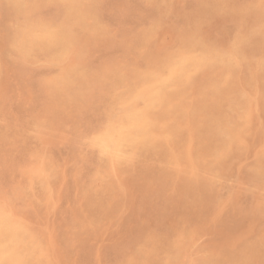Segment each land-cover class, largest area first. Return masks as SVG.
<instances>
[{"label":"rangeland","instance_id":"obj_1","mask_svg":"<svg viewBox=\"0 0 264 264\" xmlns=\"http://www.w3.org/2000/svg\"><path fill=\"white\" fill-rule=\"evenodd\" d=\"M9 1L11 4L9 3ZM55 1L56 0H43V1L42 0H35V1L24 0V2H23V0H21V1L20 0H0V13H1L0 14L1 15L0 16V41H1L0 42V59H2V60H0V61H2V62H0V71H2V73L4 74L2 76V73L0 72V88L1 89L6 88L3 91L1 90L2 93L0 91V95H1L0 103H2V102L4 103V104H0V136H1V138H0V143H1L0 144V156H1L0 157V178H1L0 179L1 180L0 181V200H1L0 206H2L5 210H7V212L9 214H11L12 217L16 221L18 220L17 223L21 222V223H19V228H20L19 232L22 235V237L24 238V240L26 241V244L28 245L26 247V249L24 250V252L21 255H19V257L16 260L14 259L12 261H3L1 264H56V263L57 264L58 263L59 264H79V263H81V264H96L97 261H98L97 264H122V263L129 264V262H130V264L132 262H133L132 264H145V263H148V264H154V263L155 264H165V263L166 264H168V263L169 264H177V262H179L178 264H190L191 260H192L191 264H214V263L217 264V261H219L218 264H224V262H225V264H227V263L228 264H232V263L233 264H264V240H263L264 239V211H263L264 206L262 207V205H264V203H263L264 202V185H263V183H264V175H263L264 174V166H263L264 165V163H263L264 162V84H263L264 83V78H263L264 77V62H263L264 61L263 60L264 59V53H263L264 52V41L262 42V40H264V35H263L264 34V25H263L264 24V15H263L264 0H255V1L254 0H251V1L250 0H242V1L240 0L241 2L239 0H214V1L213 0H206V1L204 0L205 2L203 0H183V2H182V0H177V2H176V0H158V1L157 0L156 1L155 0H84V2L82 0H74V1L72 0L73 2L71 0L69 2H68V0H59V1L57 0L58 2L57 1L55 2ZM224 1L225 2L227 1V2L225 3ZM235 1H237V2H235ZM244 1H246V2H244ZM25 2H27V4L24 5ZM17 3H18L19 8L17 7ZM31 3H32V5H31ZM42 3L44 6L42 5ZM180 4H182V5H180ZM226 4H228V5H226ZM261 4H263V6ZM219 5H220V7H219ZM14 7H16V8H14ZM27 7H28V9H27ZM176 7L180 8L181 10L176 8ZM206 7H208V8H206ZM240 7H241V9H240ZM21 8H24V9H21ZM160 8H162V9H160ZM163 8H165V9H163ZM225 8H227V11H229L228 9H230V11H229L230 13L228 12L229 14L225 10ZM232 8H234V9H232ZM237 8L239 10L236 11ZM247 8H248V10H247ZM200 9H202V10H200ZM24 10L26 11V13ZM67 10H69V11L67 12ZM88 10H89V12H88ZM218 11L220 12V15H219ZM234 11H236V12H234ZM79 12H80V14H79ZM161 12H162V14H161ZM214 12H216V14H214ZM241 12H243V13H241ZM65 13H66V15H65ZM163 13H164V15H163ZM234 13H235V15H234ZM37 14H39V16ZM43 14H46V16ZM68 14H69V16H68ZM72 14H73V16H71ZM74 14L77 16H75ZM81 14H82V16H80ZM200 15H204V16L200 17ZM34 16L36 17L35 22H33L35 19ZM93 16L95 18L96 17L97 18L95 19ZM158 16H160V17H158ZM170 16H171V18H166V17H170ZM190 16H193L194 18H191ZM69 17H71V18H69ZM76 17H78V18H76ZM180 17L182 19H180ZM210 17H211V19H210ZM24 18H25V20L27 19L26 22H25ZM29 18H30V20H28ZM203 18H205V19H203ZM206 18H208V19H206ZM232 18H233V20H232ZM239 18L240 19L243 18V19L240 20ZM170 19H172V20L170 21ZM197 19H198V21H197ZM18 20H19V24H17ZM53 20H54V22H53ZM63 20H65V21H63ZM251 20H253V21H251ZM41 21H43L42 25H41ZM49 21H51V22L49 23ZM204 21H206L207 24ZM240 21H242L243 23ZM37 22L38 23L40 22L39 24L41 25V26H38V28H41V27L45 28L46 25H48L49 28L52 30V32L54 33L53 34L54 35L53 41L55 39L57 40V41L51 42L53 45L51 44V45L45 46L39 42L38 43L35 42L32 38L29 37V32H27V31L31 30L32 27H34V26L37 27L36 25H39ZM84 22H85V24H84ZM90 22L91 23L94 22L93 24H89L92 28L89 25H87ZM191 22H192V24H191ZM2 23H3V25H2ZM14 24L17 26H15ZM22 24H23V26H22ZM61 24H64V25L62 26ZM198 24H199V26H198ZM24 25L27 27H28V25H30L29 26L30 28L28 27L29 30ZM96 25H99V26H96ZM206 25L208 26V28H206L207 27ZM214 25L216 26V28ZM67 27H68V29L70 28L71 30L69 29V31H67L68 30ZM96 27H97V30L95 29ZM186 27H187V29H185ZM198 27H199V29H198ZM253 27H254V29H253ZM83 28H86V29H83ZM58 29H61V30H58ZM162 29H164V30H162ZM183 29L186 31H183ZM205 29H207L208 32ZM237 29H238V31L236 32ZM19 30H23L25 33L23 31H20V33H16L17 31L19 32ZM54 30L57 33L54 32ZM99 30H101L100 33H99ZM11 31H12V33H11ZM147 31L150 34L146 33ZM149 31H151V32H149ZM211 31H212V33H211ZM190 32L192 33V35ZM200 32H202V33H200ZM203 32L206 34H204ZM234 32H235V34H234ZM252 32H253V34H251ZM13 33L15 34V36L13 35ZM181 33H184V34H181ZM187 33L190 35H187ZM213 33H215L214 34L215 36L213 35ZM17 34L18 35L21 34L20 36L23 38H15ZM23 34L26 35L27 37L24 36ZM81 34L82 35L84 34L83 35L84 37H82ZM94 34H96V35H94ZM227 34H228V36H227ZM260 34H262L263 36H261ZM67 36H68V38H66L65 44H68V47L65 44L63 46H60L61 44H60V42H58L59 39H64ZM95 36H97V37H95ZM168 36H169V38H168ZM86 37H88V38H86ZM206 37L208 40L210 39L209 40L210 42L205 41V40H207ZM227 37H228V39H227ZM257 37L258 38L261 37V38L258 39ZM187 38H188V40H187ZM200 38H202L203 40L205 39V40L203 41ZM253 38H254V40H253ZM9 39H10V42H9ZM22 39L24 41H26V42H24L25 44L23 43ZM73 39H75V40H73ZM89 39H92V40H89ZM93 39H95L96 41ZM215 39H216V41H215ZM234 39L237 41H234ZM12 40L13 41L16 40V41L13 42ZM196 40L198 41V43ZM231 40H232V44L229 43V42H231ZM6 41H7V43H6ZM18 41H20V42H18ZM17 42H18V44H17ZM31 43L35 44V45L33 44L34 47H32ZM76 43H77V45H76ZM239 43H240V45H237ZM9 44L10 45L12 44V45L10 46ZM57 44H60V45H57ZM183 44L187 47H185ZM219 44L221 46H219ZM18 45H20L21 47L20 46L18 47ZM204 45H206V46H204ZM253 45H255V46H253ZM256 45H258V46H256ZM70 46H72V47H70ZM83 46H84V48H83ZM183 46H184V49H183ZM214 46H215V48L216 47L217 48L215 49ZM30 47H32V50ZM181 47H182V49H181ZM205 47H207V48H205ZM221 47H223V48H221ZM231 48H232V50H230ZM253 48H254V51H251V50H253ZM262 48H263V50H262ZM19 49H20V51H19ZM59 49H61V50H59ZM67 49L69 52L67 51ZM79 49H81V50H79ZM175 49L178 50L179 52L173 51ZM210 49H212V50H210ZM241 49H242V51H241ZM184 50H185V53H184ZM193 50L195 52H198V53L197 54L193 53L194 52ZM31 51H33L34 53ZM207 51H209V53ZM211 51H213V52H211ZM71 52L73 55L72 54L70 55ZM177 52H178V54H177ZM251 52H252V54H251ZM255 52H257V53H255ZM47 53L48 54L51 53L52 56L48 55ZM182 53H184V54L182 55ZM187 53L189 55H187ZM200 53H202V54H200ZM34 54H36V55H34ZM43 54H45L46 56ZM57 54H58V56H60V58L57 56ZM154 54H156L157 57H155ZM226 54H228V55H226ZM67 55H68L67 61H65L66 59H64V58H66ZM140 55H142V56H140ZM177 55H180V57ZM192 55L197 57L198 59L201 57V60H198L197 62H193L191 60H188L186 62L187 64L185 63L186 66H184L185 67L184 69H186V70L183 69L182 73L177 74L178 76L172 78L170 80V82H164L163 84L159 85L160 88H158V89H160V90L158 91V95H156L155 98L149 104L146 103L145 101H142L140 98L137 99L136 94L140 88L143 89L145 87L151 86L152 84L153 85L157 84L159 75L161 73H162V75H160V76L163 78H166V76H167V65L169 63H171L175 60H178L182 56H192ZM208 55L211 58H209ZM230 55L232 58L229 57ZM35 56H37V57H35ZM203 56L206 59L205 58L203 59ZM222 57H223V59H222ZM35 58H37L38 62ZM143 58H144V60H143ZM145 58H146V60H145ZM147 58H149V61L151 60L150 61L151 63L148 61ZM153 59L154 60L156 59V61H154ZM216 59H218V61ZM26 60L29 63H27V62L25 63ZM210 60L211 61L213 60V61L211 62ZM237 60H239V62ZM30 61L31 62L33 61V62L31 63ZM52 61H54V62L56 61L57 63H54ZM59 61H60V64H59ZM136 61H137V64H136ZM208 61H210V62H208ZM219 61H220V64L217 63L216 65L214 64V66L211 65V64H213L215 62H219ZM3 62H5V64H3ZM63 62L64 63L66 62L65 66H64ZM204 62L205 63L208 62V64H205ZM233 62H235V63H233ZM110 63H111V65H109ZM221 63H222V65H221ZM223 63H224V65H223ZM236 63L240 64V65L238 66ZM244 63L246 66L244 65ZM115 64H117V66ZM129 64H130L131 68L129 67ZM152 64L156 67V69H154L155 67L152 68V69H154L155 72L152 71L150 68V67H153ZM156 64H158V65H156ZM99 65H101V66H99ZM118 65H119V67H118ZM208 65H210V66H208ZM68 66H70V67H68ZM97 66H98V68L100 67L99 70H98ZM133 66H135V67H133ZM187 66H188V68H187ZM190 66H192V67H190ZM195 66L197 68H195ZM198 66H200V67H198ZM121 67L123 70L121 69ZM144 67H145V69H143ZM202 67H204V68L202 69ZM209 67H211V68L213 67V69H211V68L209 69ZM1 68H3L4 70L6 69V70L3 71ZM59 68H61V69H59ZM132 68L133 69L135 68L136 70L134 69V71H133ZM138 68H141V69H138ZM199 68L202 70L197 71V70H199ZM146 69H148V70L146 71ZM61 70L63 72L65 71V72L63 73ZM78 70H79V73L81 75L77 72ZM89 70H90V72L92 71V73H90ZM93 70L94 71L96 70L97 72L96 71L94 72ZM104 70H105V72H104ZM139 70H140V72H139ZM142 70L144 73H142ZM222 70H224V72ZM132 71H133V73H132ZM66 72H68V73H66ZM75 72H77L78 77H77ZM93 72H94V74H93ZM220 72H223V73L220 74ZM52 73L54 75H52ZM73 73H74V75H73ZM99 73H100V75H99ZM149 73H150V75H149ZM163 73H165V74L163 75ZM113 74L116 76H114ZM122 74H123V76H122ZM152 74L154 76H152ZM207 74L209 76L206 77L205 75H207ZM119 75H121V76H119ZM137 75H139V76H137ZM221 75H222V77H221ZM45 76L47 78H45ZM107 76H109V77H107ZM185 76H187V77H185ZM189 76L190 77L192 76V77L188 78ZM204 76L206 78L205 80H207L209 78H212L213 80L209 79V81L207 80V82L203 81ZM2 77L4 79H1ZM57 77H58V79H57ZM79 77H81L82 80ZM94 77L97 79H95ZM112 77H114L115 79H113ZM61 78L63 81L61 80ZM153 78H155L154 81H153ZM262 78H263V80H261ZM49 79H51V80H49ZM59 79H60V81H59ZM85 79H87V80H85ZM39 80H41V84H39L40 83ZM93 80H96V81H93ZM105 80H106V83L108 82L109 84L108 83L106 84ZM144 80H146V81H144ZM180 80H181V82H180ZM42 81H43V84H42ZM50 81H51V83H50ZM78 81L80 84L78 83ZM81 81H82V83H81ZM246 81L250 82L251 84L248 83V85H247ZM1 82H3V83H1ZM129 82H131V84ZM204 82H206V83H204ZM216 82L219 84L218 86H217ZM229 82L233 83L234 85L233 84L230 85ZM244 82L246 83V85ZM102 83H104V84H102ZM127 83H129V84H127ZM177 83L179 86H177ZM199 83H200V86H199ZM210 83L212 86L210 85ZM53 84H55V85H53ZM94 84H95V86H94ZM113 84H114V86H113ZM236 84H237V86H236ZM4 85H7V86L4 87ZM42 85H45L44 88L42 87ZM97 86H99L100 89ZM228 86H229V88H228ZM235 86H236V89H235ZM250 86H251V88H250ZM53 87H55V88H53ZM60 87L62 88V90H60ZM75 87H77V88H75ZM130 87H132V88H130ZM195 87H197V88H195ZM210 87L213 88L212 89L213 91L210 90L211 89ZM70 88H71V90H70ZM112 88L116 92L114 90H112ZM239 88H240V90H239ZM45 89L47 91H45ZM120 89H121V91H120ZM129 89H132V90L129 91ZM202 89L205 91V93ZM215 89H218V90H215ZM230 89H231V91H230ZM38 90H40V91H38ZM49 90H50L51 94H49ZM54 90H58V91L55 92ZM99 90H101V91H99ZM123 90H125V91H123ZM193 90H194V92H193ZM199 90H202L203 93H201L202 91H199ZM207 90L208 91L210 90V91L208 92ZM4 91H5V93L7 92L6 93L7 95L4 93ZM113 91L116 94H114ZM170 91L173 93H171ZM175 91H177V92H175ZM104 92H105V94H104ZM108 92H110V93H108ZM168 92H169V94L166 95V93H168ZM216 92H219V94ZM237 92H238V94H237ZM57 93H58V95H56ZM63 93L65 94L64 98H63V96H64ZM162 93H163V95H160ZM189 93H190V95H189ZM229 93H230V95H229ZM68 94H70V96ZM78 94H79V97H78ZM99 94H100V96H98ZM202 94L205 96H203ZM240 94H241V96H240ZM19 95L21 96V98L19 97ZM32 95L34 98L32 97ZM40 95H41L42 99L39 98ZM46 95H47V98H46ZM66 95H68L67 96L68 98L66 97ZM214 95H215V98H214ZM2 96L3 97L5 96V98H3ZM42 96L44 97V99ZM57 96H58V99H57ZM73 96H76V98ZM216 96H217V98H216ZM233 96L234 97L237 96L238 98L240 97L241 101H240V98L238 99L235 97L236 100L233 99ZM244 97H245V99H244ZM182 98H183V100H182ZM190 98L192 101L189 100ZM229 98H231V99H229ZM2 99H4V100L6 99V100L2 101ZM47 99H49V100H47ZM81 99H83V100H81ZM102 99H103V101H102ZM136 99L138 100V102L136 101ZM195 99L198 101H196ZM43 100L45 102H43ZM66 100H67V102H66ZM186 100H189V101H186ZM210 100H212V101L210 102ZM213 100H215V102ZM216 100H218V101H216ZM230 100H232V101H230ZM243 100H245V101H243ZM47 101H48V103H51L52 106L56 105V103H57L58 107H54V106L52 107L50 104L48 105ZM49 101H51V102H49ZM128 101L129 102L132 101L131 104ZM139 101H140V103H139ZM161 101H163V102H161ZM219 101L221 104L219 103ZM235 101L237 104L235 103ZM238 101H239V103H238ZM18 102H20V103H18ZM29 102H33V103L30 104ZM121 102H123V105ZM159 102L162 106L159 104ZM176 102L177 103L179 102V103L177 104ZM198 102H200V103H198ZM261 102H262V104L260 105ZM41 103L42 104L47 103L48 106L44 107ZM142 103H143V105H141V107H140V104H142ZM213 103H216V104H213ZM22 104H24V105H22ZM118 104H119V106H118ZM132 104H134V105L136 104V105L134 106ZM173 104L174 105L176 104V105L174 106ZM205 104H207L208 106ZM240 104H242V105H240ZM32 105H33V107H32ZM127 105H129V106H127ZM172 105L174 108L172 107ZM209 105H211V106H209ZM228 105H229V108H231L234 105L233 108L230 109V111H229ZM49 106L52 107V110H50L51 107H49ZM125 106H127V107H125ZM131 106H133V107H131ZM143 106L144 107L146 106V107L144 108ZM192 106H193V108H192ZM201 106H202V108H201ZM224 106L226 107L225 109H224ZM261 106H262V108H261ZM59 107H60V109H59ZM113 107L115 109H113ZM177 107H179V108H177ZM213 107H215L214 110L212 109ZM8 108H10V109H8ZM44 108H47L48 110L46 109L47 111L45 112ZM120 108H121V110H120ZM127 108H130V109H127ZM140 108H143L145 110L147 109L148 111H146V114H147L149 120L151 118L153 119V120L151 119L149 122L151 125L150 126L151 127L150 128L151 134H149V135H151L152 137L148 135L146 137H143L141 142L137 141L134 143H125L120 148V150L117 151L118 153L117 152H103V151H101L99 149V147L93 142L95 137L100 133V130H98V129L103 130V128H105L109 125H114L113 123H116L119 119H121V118L126 119L127 116H125V115L130 113L133 109H140ZM237 108H239L240 110L238 111ZM3 109H5V111ZM215 109H216L217 113L221 110L219 112L220 115H218L219 113L218 114L216 113ZM105 110L107 111V113ZM123 110H124V113H123ZM149 110H150V113H148ZM180 110H182V111H180ZM189 110H191V111H189ZM196 110H198V112H196ZM225 110L227 111V113ZM28 111L30 113H28ZM52 111L55 112L57 115L55 113H52ZM73 112H74V114H73ZM189 112L191 113L190 115H189ZM33 113H34V115H33ZM36 113L39 114V116H37ZM58 113H60V114H58ZM111 113L112 114L114 113V114L112 115ZM204 113H206V114H204ZM50 114H54V115L52 116ZM119 114H121V116ZM123 114H124V116H122ZM231 114L234 116H232ZM108 115H110V116H108ZM214 115L216 116V118H214ZM33 116L37 117V118H34ZM43 116L45 118H43ZM51 116H52V118H51ZM162 116H164V117H162ZM217 116L219 118H217ZM59 117L61 118L58 121V122H60V125H59V123H56L57 120L59 119ZM64 117H66V118H64ZM196 117L198 118L199 121L197 120ZM199 118H201V119H199ZM202 118H204V119H202ZM206 118H207V120H206ZM209 118H211V122H209L210 121ZM213 118H214V120H213ZM222 118H225L224 119L225 121ZM52 119L54 121H51ZM65 119H67V120H65ZM96 119L98 120V122ZM195 119H196V121H195ZM217 119H219V120H217ZM233 119H235V120H233ZM110 120H111V122H110ZM172 120H173V122H172ZM182 120H184V122ZM74 121L76 122V124ZM108 121H109V123H108ZM151 121H153V122L151 123ZM155 121H157L158 123ZM235 121L241 122V123L237 124V122H235ZM212 122H213V124H212ZM218 122H220V123H218ZM232 122H234L235 124H233ZM3 123H5V124H3ZM171 123H173V124H171ZM221 123H223V124H221ZM6 124L9 127L11 126V130L12 129L13 130L11 131L10 128ZM50 124H55V126L54 125L52 126ZM156 125H159V127H157ZM203 125H204V127H203ZM221 125H223L224 128ZM174 126H176V127H174ZM218 126L220 129L217 128ZM5 127H8V128H5ZM64 127H65V129H64ZM200 127L202 130L200 129ZM210 127H212V129ZM233 127H235V129ZM4 128H5V130H4ZM52 128H53V130H52ZM198 128L200 129V131ZM41 129H43V130H41ZM153 129H154V131H153ZM167 129L169 131L166 132ZM45 130L47 131V133L45 132ZM54 130H55V132H56V130H58L57 133H55ZM61 130L62 131L65 130V131H63V133H62ZM179 130H182V131L179 132ZM215 130H217L218 132ZM197 131H199L198 134H197ZM211 131H212V134H214V135H211V133H210ZM224 131H226L225 132L226 134L224 133ZM227 131L229 132L228 134H227ZM51 132H52V134H51ZM184 132L187 134H185ZM243 132H245V134H247V135L249 134V136L245 135ZM261 132H262V134H261ZM6 133H7V135H6ZM37 133H40L39 134L40 136H37L38 135ZM204 133L210 134L211 136L207 135V134L204 135ZM216 133L219 135H216ZM43 134H45V135H43ZM55 134L57 136H55ZM46 135L47 136L49 135L51 137V138L49 137V139H51V140H49V139L47 140ZM67 135H69V137ZM172 135H174V136H172ZM206 135H207V138H206ZM220 135H222V136H220ZM4 136H5V141H3ZM10 136L15 137V138H12ZM88 136H89V138H88ZM166 136L168 138H166ZM215 136L217 138H215ZM228 136H231V137H228ZM43 137H44V139L42 140ZM54 137L57 138V141ZM74 137L76 140L74 139ZM221 137H223V138H221ZM224 137H226V138H224ZM59 138H61V139L59 140ZM159 138H160V140H159ZM234 138L236 139V142L234 141L235 140ZM256 138L258 140H256ZM71 139H72V141H71ZM211 139H213V140L211 141ZM152 140L154 141L155 145L153 144ZM168 140H169V142L171 141V143H169ZM23 141H24V143H22ZM161 141H163V142H161ZM213 141H218L217 144L220 142L221 143L223 142L222 144H218L220 149L218 148V146H216V142H214V144H213ZM3 142L6 144H4ZM9 142H10V144H8ZM142 142L144 144H141ZM203 142L205 145L203 144ZM68 143H70V145ZM81 143H82V145H80ZM177 143L180 144V146ZM194 143H196V144H194ZM3 144H4V146H3ZM12 144H13V146H12ZM42 144H45V145H42ZM170 144H172V145H170ZM202 144H203V147H202ZM206 144L208 145L207 148H206V146H207ZM32 145H33V148H32ZM124 145H126V146H124ZM137 145H139V146H137ZM240 145L242 146V148ZM130 146H131V148H129ZM162 146H164V147H162ZM175 146L178 147V150ZM235 146H236V148H235ZM138 147H140V148H138ZM144 147H146V148H144ZM160 147L163 148L164 150L161 149ZM211 147H212V149H210ZM214 147H215V149H214ZM232 147H234V148H232ZM132 148L134 150H132ZM165 148H166V150H165ZM6 149H8V150L6 151ZM211 150H212V152H211ZM217 150H218V155H217ZM2 151H3V153H1ZM138 151H140V152H138ZM146 151H147V153H146ZM154 151L157 153H155ZM262 151H263V153H261ZM158 152H161V153H158ZM166 152H168V153H166ZM238 152H239V154H238ZM243 152H244V154H243ZM23 153H24V155H23ZM69 153H71V154H69ZM4 154H6L8 156H4ZM162 154L163 155L165 154V155L163 156ZM237 154H238V156H237ZM51 155H53V156L55 155V156L53 157ZM113 155H115V157ZM160 155H161V157H160ZM250 155H251V157H250ZM26 156H29V157L27 158ZM116 156L118 159L116 158ZM162 156L165 159L162 158ZM180 156H181V158H179ZM5 157H7V158H5ZM256 157H257L258 161L256 160ZM150 158H152V159H150ZM198 158H200V160ZM224 158H226V159H224ZM37 159H39V160H37ZM220 159H221V161H220ZM23 160H24V162H23ZM26 160H27V162L25 163ZM33 160H35V161L31 162ZM48 160H49V162H48ZM193 160L194 161L196 160V162H194ZM223 160H224V162H223ZM171 161L172 162L174 161V162L172 163ZM160 162H162V163H160ZM206 162H207V164H206ZM229 162H231V163H229ZM258 162H259V164H258ZM260 162H261V164H260ZM14 163H15V165H14ZM19 163L21 166L19 165ZM22 163H24V165ZM60 163H62L61 164L62 166L60 165ZM64 163H66V164H64ZM166 163L167 164L170 163V164L167 165ZM10 164H11V166H10ZM69 164H70V166H69ZM153 164H155V165H153ZM175 164H177V165H175ZM186 164H188L186 166V168L183 167ZM246 164H248V165H246ZM142 165H143L144 169L142 168ZM146 165L147 166L149 165V166L147 167ZM54 166H55V168H53ZM164 166H165V168H164ZM218 166H219V168H218ZM220 166H222V167H220ZM4 167L7 170H5ZM61 167H63V169ZM154 167H157V168H154ZM158 167H159V169H158ZM252 167H253V169H252ZM137 168H139V169H137ZM12 169L17 170V171L14 173V171ZM222 169L225 171H223ZM29 170H31V171H29ZM32 170H33V172H32ZM168 170H170V171H168ZM186 170H188V171H186ZM249 170H251V171H249ZM26 171H28L29 173L28 172L26 173ZM155 171H157L158 174H157V172L155 173ZM161 171H162V173H161ZM60 172H61V174H60ZM165 172L166 173L168 172L167 173L168 175ZM169 172L172 174H170ZM193 172H194V174H192ZM249 173H250V176H249ZM30 174H31V176H30ZM141 174H142V176H141ZM148 174H149V177H148ZM261 174H262V179H261ZM20 175L22 176V178ZM39 175H41V176H39ZM150 175H153V176H150ZM184 175H185V177L182 178ZM252 175L253 176L255 175L254 177H256L257 179L256 180H255V178L252 179V177H253ZM11 176H13V177L11 178ZM186 176H187V178H186ZM244 176H245V178H244ZM6 177L9 178V180ZM88 177H90V178H88ZM151 177H153V178H151ZM177 178H178V180H177ZM207 178L208 179L210 178L211 180H214V181H208V180H206ZM212 178H214V179H212ZM217 178H219V179H217ZM84 179L87 183L85 181L83 182ZM140 179L142 180V182ZM192 179H194V180H192ZM12 180H13V182H12ZM116 180H117V182H116ZM151 180H153V181H151ZM160 180L161 181L164 180V181H162L163 184ZM202 180H204V181H202ZM124 181H126V182H124ZM184 181H186V182H184ZM190 181H191V183H190ZM195 181H197V182H195ZM148 182H150V183H148ZM160 182H161V184H159ZM182 182H183V185H182ZM210 182L212 183V185ZM221 182H223V183H221ZM237 182H238V184H236V186H235V183H237ZM30 183H32V184H30ZM45 183H47V184H45ZM16 184H18V185H16ZM20 184H21V186H19ZM109 184H111V185H109ZM195 184L198 187L195 186ZM202 184L203 185L206 184V185L203 186ZM224 184H226V185H224ZM260 184H261V187H260ZM164 185H166V188ZM8 186H9V188H8ZM30 186H31V188H30ZM109 186H111V187H109ZM125 186H128L127 187L128 189L125 188ZM193 186L196 188H194ZM210 186L212 189L210 188ZM205 187H206V190H205ZM208 187H209V190H208ZM228 187H230L229 190H226V189H228ZM257 187H258V189H257ZM110 188H111V190H110ZM201 188L202 189L204 188V189L201 190ZM11 189H13V191ZM144 189H146V190H144ZM195 189H196V191H195ZM16 190H18V191H16ZM36 190H38V191H36ZM164 190H166V191H164ZM121 191L124 193H121ZM30 192H32V193H30ZM144 192L145 193L147 192V193L145 194ZM21 193H23V195ZM118 193H119V195H118ZM204 193L210 194V196L206 195ZM25 194L28 195L29 198L26 197ZM126 194H128V195H126ZM174 194H176V196ZM221 194H222V196H221ZM150 195H151V197H150ZM183 196H185V197H183ZM123 197H125V198L123 199ZM217 197H219V198H217ZM30 198H32V199H30ZM112 198H115V199H112ZM195 198L196 199L198 198V199L196 200ZM111 199H112V201H111ZM24 200H26V203L23 202ZM28 200L30 202H28ZM38 200H41V201L38 202ZM218 200H220V201H218ZM260 200H262V201H260ZM31 201L33 204L31 203ZM42 201H43V203H42ZM47 201H48V203H47ZM51 201H53V202H51ZM68 201H70V202H68ZM192 201H193V203H192ZM256 201L259 204H257ZM37 202L39 203V205ZM125 202H128V203L125 204ZM17 203H18V205H17ZM46 203L48 205L45 206L44 204H46ZM260 203H262V205H260ZM40 204H42V205H40ZM53 204H55L54 208L52 207ZM11 205L14 208H12ZM32 205L34 207H32ZM37 205H38V207H37ZM120 205H122V206H120ZM7 206H9V207H7ZM35 207H36V210H35ZM42 207H44L45 210ZM120 207H121V209H119ZM46 208H48V211L46 210ZM123 209H125V210H123ZM122 211L123 212L125 211V212L122 213ZM19 212L21 215L18 214ZM45 213H46V215H45ZM111 213H112V215H111ZM23 214H24V216H23ZM37 214H39V217L41 216L40 217L41 219L38 217ZM36 215H37V218L35 217ZM44 215L46 216L45 218H44ZM117 215H119V217ZM49 216H50V219L48 218ZM176 217H178V219ZM180 217H183V218L180 219ZM17 218H19L20 221ZM34 218H36V220ZM54 218H55V220H54ZM22 219L25 222L22 221ZM37 219H38V221H37ZM177 220H178V222H176ZM49 221L51 224L49 223ZM95 221H96V223H95ZM172 221L174 222V224ZM26 223H28L29 226ZM57 223H59V225ZM181 223H183V224H181ZM24 225H26V227H24ZM65 225H66V227H65ZM94 225H95V227H94ZM35 226L36 227L42 226V227L37 229ZM191 226H192V228H191ZM64 227H65V230H64ZM154 227H155V229H154ZM180 227H182V228H180ZM26 228H27V230H26ZM177 228L179 231L177 230ZM52 230H53V232H52ZM180 230H182V231H180ZM39 232H41L42 236L40 235ZM177 232L179 234H177ZM49 233L51 234V236ZM164 233H166V235ZM95 234H96V236H95ZM146 234H148V235H146ZM181 234H183V235L180 236ZM189 235L191 237L193 235V237L191 238ZM185 236H186V238L183 239L182 237H185ZM141 237H143V238H141ZM146 237H148V239ZM166 237H168V239ZM195 237L196 238L198 237L197 238L198 240ZM157 238H159V240ZM48 239H51L52 241L51 240L49 241ZM139 239H140V241H139ZM155 239H156V241H155ZM260 239H261V242H260ZM168 240H171V241L169 242ZM185 240H189L188 241L189 243ZM97 241H99V242H97ZM134 241H135V243H134ZM190 241L192 243H190ZM57 243L59 245H57ZM99 243H100V245H99ZM148 243H151V245ZM163 243H164V245H163ZM182 244L188 245V246H183ZM48 245H50V247ZM94 245H95V247H94ZM175 245H176V247H175ZM190 245H193V246H191L193 250L190 248ZM140 246H143V247L140 248ZM144 246L147 249V254L146 253L143 254V252H146V249H144ZM177 246H178V248H177ZM96 247H98V249H99L98 253H97V250H95V249H97ZM160 247H161V250H160ZM173 247H175V248H173ZM182 247H184V248H182ZM141 250L143 251L142 253H141ZM148 250H151V251H148ZM74 251H76V253ZM155 251H156V253H155ZM188 251H193V252H188ZM203 251H205V253ZM129 252H130V254H129ZM137 252H139V254H136ZM54 253H56V254H54ZM157 253L158 254L160 253V254L158 255ZM190 253H192V254H190ZM201 253L203 256L201 255ZM95 254H96V256H95ZM127 254H128V257L126 256ZM167 254H169V255H167ZM196 254H199V255H196ZM50 255H51V257H50ZM98 255L100 256V258ZM76 257H77V259H76ZM97 257H98V259H97ZM105 257H106V259H105ZM191 257L193 259H191ZM194 257H196V258H194ZM52 258L55 261V263L53 260H52L53 263L51 262V260H49ZM120 258H122L124 260H122ZM31 259H32V261H31ZM130 259L131 260L136 259V262H135V260L131 261ZM120 260H122V261H120ZM141 260L143 261V263L141 262ZM156 260H158V261H156ZM213 260H214V262H213ZM94 261H95V263H94ZM138 261H140L141 263ZM99 262H101V263H99Z\"/></svg>","mask_w":264,"mask_h":264},{"label":"bare ground","instance_id":"obj_2","mask_svg":"<svg viewBox=\"0 0 264 264\" xmlns=\"http://www.w3.org/2000/svg\"><path fill=\"white\" fill-rule=\"evenodd\" d=\"M21 1V0H20ZM33 1H35V0H33ZM43 1V0H42ZM57 1V0H56ZM55 1V2H56ZM59 1V0H58ZM57 1V2H58ZM70 0H68V2H69ZM72 1V0H71ZM74 1V0H73ZM72 1V2H73ZM83 2H84V0H82ZM156 1V0H155ZM154 1V2H155ZM158 1V0H157ZM204 1V0H203ZM206 1V0H205ZM204 1V2H205ZM214 1V0H213ZM240 1V0H239ZM242 1V0H241ZM240 1V2H241ZM251 1V0H250ZM255 1V0H254ZM253 1V2H254ZM12 2V1H11ZM15 2V1H14ZM23 2H24V0H23ZM31 2V1H30ZM82 2V3H83ZM170 2V1H169ZM176 2H177V0H176ZM182 2H183V0H182ZM209 2V1H208ZM207 2V3H208ZM225 2V1H224ZM227 2V1H226ZM225 2V3H226ZM235 2H237V1H235ZM244 2H246V1H244ZM9 3H10V1H9ZM8 3V4H9ZM20 3V2H19ZM34 3V2H33ZM51 3V2H50ZM71 3V2H70ZM79 3V2H78ZM156 3V2H155ZM154 3V4H155ZM212 3V2H211ZM210 3V4H211ZM11 4V3H10ZM21 4V3H20ZM25 4H27V2H25L24 3V5ZM30 4V3H29ZM35 4V3H34ZM52 4V3H51ZM60 4V3H59ZM93 4V3H92ZM162 4V3H161ZM160 4V5H161ZM168 4V3H167ZM177 4V3H176ZM184 4V3H183ZM201 4V3H200ZM205 4V3H204ZM231 4V3H230ZM233 4V3H232ZM236 4V3H235ZM239 4V3H238ZM241 4V3H240ZM31 5H32V3H31ZM42 5H43V3H42ZM56 5V4H55ZM68 5V4H67ZM66 5V6H67ZM150 5V4H149ZM158 5V4H157ZM159 5V6H160ZM170 5V4H169ZM180 5H182V4H180ZM226 5H228V4H226ZM234 5V4H233ZM253 5V4H252ZM255 5V4H254ZM258 5V4H257ZM262 6H263V4H261ZM13 6V5H12ZM16 6V5H15ZM28 6V5H27ZM30 6V5H29ZM44 6V5H43ZM54 6V5H53ZM65 6V7H66ZM69 6V5H68ZM85 6V5H84ZM88 6V5H87ZM92 6V5H91ZM95 6V5H94ZM163 6V5H162ZM179 6V5H178ZM207 6V5H206ZM211 6V5H210ZM224 6V5H223ZM237 6V5H236ZM17 7H18V3H17ZM26 7V6H25ZM35 7V6H34ZM48 7V6H47ZM151 7V6H150ZM200 7V6H199ZM219 7H220V5H219ZM235 7V6H234ZM251 7V6H250ZM253 7V6H252ZM255 7V6H254ZM11 8V7H10ZM14 8H16V7H14ZM19 8V7H18ZM33 8V7H32ZM31 8V9H32ZM41 8V7H40ZM44 8V7H43ZM152 8V7H151ZM155 8V7H154ZM176 8H178V7H176ZM206 8H208V7H206ZM239 8V7H238ZM236 9V11L237 10H239V9ZM21 9H24V8H21ZM27 9H28V7H27ZM64 9V8H63ZM81 9V8H80ZM88 9V8H87ZM90 9V8H89ZM160 9H162V8H160ZM163 9H165V8H163ZM167 9V8H166ZM178 9H180V8H178ZM215 9V8H214ZM232 9H234V8H232ZM240 9H241V7H240ZM20 10V9H19ZM33 10V9H32ZM171 10V9H170ZM176 10V9H175ZM181 10V9H180ZM197 10V9H196ZM200 10H202V9H200ZM208 10V9H207ZM212 10V9H211ZM225 10L227 11V8H225ZM229 11H230V9H228ZM247 10H248V8H247ZM246 10V11H247ZM261 10V9H260ZM22 11V10H21ZM25 11V10H24ZM23 11V12H24ZM28 11V10H27ZM69 10H67V12H68ZM72 11V10H71ZM82 11V10H81ZM163 11V10H162ZM165 11V10H164ZM174 11V10H173ZM184 11V10H183ZM210 11V10H209ZM229 11H227V13L229 12ZM236 11H234V12H236ZM33 12V11H32ZM31 12V13H32ZM83 12V11H82ZM88 12H89V10H88ZM172 12V11H171ZM193 12V11H192ZM191 12V13H192ZM213 12V11H212ZM219 12V11H218ZM244 12V11H243ZM243 12H241V13H243ZM259 12V11H258ZM25 13H26V11H25ZM78 13V12H77ZM85 13V12H84ZM91 13V12H90ZM96 13V12H95ZM186 13V12H185ZM195 13V12H194ZM197 13V12H196ZM230 13V12H229ZM228 13V14H229ZM260 13V12H259ZM1 14V13H0ZM21 14V13H20ZM23 14V13H22ZM79 14H80V12H79ZM89 14V13H88ZM161 14H162V12H161ZM177 14V13H176ZM198 14V13H197ZM203 14V13H202ZM206 14V13H205ZM213 14V13H212ZM214 14H216V12H214ZM213 14V15H214ZM237 14V13H236ZM256 14V13H255ZM18 15V14H17ZM27 15V14H26ZM25 15V16H26ZM38 16H39V14H37ZM43 15H45L46 16V14H43ZM60 15V14H59ZM65 15H66V13H65ZM64 15V16H65ZM75 15V14H74ZM87 15V14H86ZM163 15H164V13H163ZM182 15V14H181ZM188 15V14H187ZM194 15V14H193ZM196 15V14H195ZM219 15H220V12H219ZM234 15H235V13H234ZM238 15V14H237ZM263 15H264V12H263ZM1 16V15H0ZM42 16V15H41ZM68 16H69V14H68ZM71 16H73V14L71 15ZM75 16H77V15H75ZM80 16H82V14L80 15ZM161 16V15H160ZM160 16H158V17H160ZM168 16V15H167ZM178 16V15H177ZM183 16V15H182ZM186 16V15H185ZM201 16H204V15H200V17ZM215 16V15H214ZM229 16V15H228ZM243 16V15H242ZM260 16V15H259ZM28 17V16H27ZM26 17V18H27ZM35 17V16H34ZM94 17V16H93ZM157 17V18H158ZM191 18H194L193 16H190ZM196 17V16H195ZM199 17V18H200ZM230 17V16H229ZM228 17V18H229ZM236 17V16H235ZM238 17V16H237ZM46 18V17H45ZM69 18H71V17H69ZM75 18V17H74ZM73 18V19H74ZM76 18H78V17H76ZM90 18V17H89ZM95 18V17H94ZM97 18V17H96ZM95 18V19H96ZM166 18H171V16L170 17H166ZM213 18V17H212ZM259 18V17H258ZM21 19V18H20ZM38 19V18H37ZM176 19V18H175ZM180 19H182L181 17H180ZM203 19H205V18H203ZM206 19H208V18H206ZM210 19H211V17H210ZM235 19V18H234ZM237 19V18H236ZM240 19V18H239ZM243 19V18H242ZM242 19H240V20H242ZM24 20H25V18H24ZM27 20V19H26ZM26 20H25V22H26ZM28 20H30V18L28 19ZM35 20H36V17H35V19H34V21L33 22H35ZM39 20V19H38ZM44 20V19H43ZM161 20V19H160ZM172 19H170V21H171ZM202 20V19H201ZM213 20V19H212ZM232 20H233V18H232ZM22 21V20H21ZM63 21H65V20H63ZM159 21V20H158ZM197 21H198V19H197ZM251 21H253V20H251ZM250 21V22H251ZM257 21V20H256ZM24 22V21H23ZM31 22V21H30ZM42 22L43 21H41V25H42ZM51 21H49V23H50ZM53 22H54V20H53ZM52 22V23H53ZM62 22V21H61ZM154 22V21H153ZM157 22V21H156ZM166 22V21H165ZM164 22V23H165ZM168 22V21H167ZM204 22H206V21H204ZM240 22H242V21H240ZM258 22V21H257ZM260 22V21H259ZM17 23V22H16ZM21 23V22H20ZM38 23V22H37ZM40 23V22H39ZM38 23V24H39ZM48 23V22H47ZM56 23V22H55ZM58 23V22H57ZM60 23V22H59ZM64 23V22H63ZM73 23V22H72ZM87 23V22H86ZM94 23V22H93ZM93 23H88L87 25H89V24H93ZM171 23V22H170ZM198 23V22H197ZM215 23V22H214ZM225 23V22H224ZM243 23V22H242ZM17 24H19V20H18V23ZM70 24V23H69ZM84 24H85V22H84ZM152 24V23H151ZM185 24V23H184ZM191 24H192V22H191ZM195 24V23H194ZM205 24V23H204ZM206 24H207V22H206ZM210 24V23H209ZM241 24V23H240ZM239 24V25H240ZM245 24V23H244ZM253 24V23H252ZM255 24V23H254ZM2 25H3V23H2ZM13 25V24H12ZM15 25V24H14ZM32 25V24H31ZM40 24L39 25H36L37 27H32V29L31 30H29V26L30 25H28V27L27 26H25V27H27L28 28V30L29 31H27V32H29V37L30 38H32L35 42H39V43H41V44H43V45H45V46H47V45H51L52 43V41H53V38H54V33L52 32V30L49 28V26L48 25H46V27L44 28V27H41V28H38V26H41ZM58 25V24H57ZM60 25V24H59ZM62 26L64 25V24H61ZM66 25V24H65ZM82 25V24H81ZM86 25V26H87ZM165 25V24H164ZM172 25V24H171ZM187 25V24H186ZM217 25V24H216ZM221 25V24H220ZM264 25V24H263ZM15 26H17V25H15ZM22 26H23V24H22ZM21 26V27H22ZM48 26V27H47ZM52 26V25H51ZM67 26V25H66ZM71 26V25H70ZM90 26V25H89ZM93 26V25H92ZM96 26H99V25H96ZM182 26V25H181ZM180 26V27H181ZM195 26V25H194ZM198 26H199V24H198ZM202 26V25H201ZM207 26V25H206ZM215 26V25H214ZM255 26V25H254ZM24 27V28H25ZM54 27V26H53ZM91 27V26H90ZM62 28V27H61ZM66 28V27H65ZM72 28V27H71ZM92 28V27H91ZM90 28V29H91ZM147 28V27H146ZM145 28V29H146ZM183 28V27H182ZM206 28H208V26L206 27ZM212 28V27H211ZM215 28H216V26H215ZM245 28V27H244ZM20 29V28H19ZM22 29V28H21ZM63 29V28H62ZM67 29H68V27H67ZM70 29V28H69ZM69 29L67 30V31H69ZM83 29H86V28H83ZM94 29V28H93ZM96 30H97V27L95 28ZM94 29V30H95ZM148 29V28H147ZM185 29H187V27L185 28ZM189 29V28H188ZM198 29H199V27H198ZM202 29V28H201ZM239 29V28H238ZM238 29L236 30V32L238 31ZM253 29H254V27H253ZM17 30V29H16ZM15 30V31H16ZM26 30V29H25ZM58 30H61V29H58ZM71 30V29H70ZM89 30V29H88ZM92 30V29H91ZM149 30V29H148ZM159 30V29H158ZM162 30H164V29H162ZM191 30V29H190ZM189 30V31H190ZM205 30H207V29H205ZM213 30V29H212ZM20 31H23V30H19V32L17 31L16 33H20ZM63 31V30H62ZM66 31V30H65ZM66 31V32H67ZM100 31L101 30H99V33H100ZM170 31V30H169ZM183 31H186V30H184L183 29ZM24 32V31H23ZM22 32V33H23ZM54 32H56L55 30H54ZM77 32V31H76ZM90 32V31H89ZM149 32H151V31H149ZM155 32V31H154ZM207 32H208V30H207ZM262 32V31H261ZM11 33H12V31H11ZM15 33V32H14ZM13 33V35L15 36V34ZM25 33V32H24ZM57 33V32H56ZM74 33V32H73ZM82 33V32H81ZM146 33H148V31L146 32ZM191 33V32H190ZM200 33H202V32H200ZM199 33V34H200ZM204 33V32H203ZM211 33H212V31H211ZM222 33V32H221ZM226 33V32H225ZM260 33V32H259ZM28 34V33H27ZM71 34V33H70ZM91 34V33H90ZM105 34V33H104ZM148 34H150V33H148ZM181 34H184V33H181ZM198 34V33H197ZM204 34H206V33H204ZM215 33H213V35H214ZM217 34V33H216ZM234 34H235V32H234ZM251 34H253V32L251 33ZM11 35V34H10ZM18 35V34H17ZM16 35V37L15 38H23V37H21L20 35H18L17 36ZM24 35V34H23ZM69 35V34H68ZM82 35V34H81ZM84 35V34H83ZM82 35V37H84ZM88 35V34H87ZM92 35V34H91ZM94 35H96V34H94ZM93 35V36H94ZM155 35V34H154ZM173 35V34H172ZM187 35H190V34H188L187 33ZM186 35V36H187ZM191 35H192V33H191ZM250 35V34H249ZM261 36H263L262 34H260ZM9 36V35H8ZM24 36H26V35H24ZM63 36V35H62ZM65 36V35H64ZM71 36V35H70ZM99 36V35H98ZM153 36V35H152ZM151 36V37H152ZM159 36V35H158ZM171 36V35H170ZM185 36V37H186ZM202 36V35H201ZM215 36V35H214ZM227 36H228V34H227ZM237 36V35H236ZM239 36V35H238ZM242 36V35H241ZM252 36V35H251ZM250 36V37H251ZM27 37V36H26ZM25 37V38H26ZM76 37V36H75ZM79 37V36H78ZM95 37H97V36H95ZM101 37V36H100ZM150 37V36H149ZM163 37V36H162ZM184 37V38H185ZM188 37V36H187ZM194 37V36H193ZM198 37V36H197ZM253 37V36H252ZM59 38V37H58ZM57 38V39H58ZM66 38H68V36L67 37H65L64 39H59V41L58 42H60V44H57V45H60V46H63L65 43H66ZM81 38V37H80ZM86 38H88V37H86ZM168 38H169V36H168ZM203 38V37H202ZM202 38H200L201 40H203ZM235 38V37H234ZM258 38V37H257ZM261 38V37H260ZM260 38H258V39H260ZM13 39V38H12ZM70 39V38H69ZM182 39V38H181ZM206 39H207V37H206ZM227 39H228V37H227ZM249 39V38H248ZM4 40V39H3ZM23 40V39H22ZM73 40H75V39H73ZM83 40V39H82ZM89 40H92V39H89ZM93 40H95V39H93ZM100 40V39H99ZM180 40V39H179ZM184 40V39H183ZM187 40H188V38H187ZM205 40V39H204ZM203 40V41H204ZM210 40V39H209ZM208 39L207 40H205V41H208V42H210ZM213 40V39H212ZM233 40V39H232ZM232 40H231V42H229V43H231L232 44ZM253 40H254V38H253ZM13 41V40H12ZM11 41V42H12ZM14 41H16V40H14ZM13 41V42H14ZM54 41H57L56 39L54 40ZM53 41V42H54ZM72 41V40H71ZM96 41V40H95ZM101 41V40H100ZM150 41V40H149ZM160 41V40H159ZM186 41V40H185ZM191 41V40H190ZM197 41V40H196ZM215 41H216V39H215ZM234 41H237V40H235L234 39ZM233 41V42H234ZM264 40H262V42H263ZM1 42V41H0ZM9 42H10V39H9ZM18 42H20V41H18ZM18 42H17V44H18ZM24 42H26V41H24L23 40V43ZM84 42V41H83ZM167 42V41H166ZM180 42V41H179ZM187 42V41H186ZM201 42V41H200ZM224 42V41H223ZM227 42V41H226ZM255 42V41H254ZM257 42V41H256ZM6 43H7V41H6ZM16 43V42H15ZM36 43V44H37ZM82 43V42H81ZM96 43V42H95ZM94 43V44H95ZM182 43V42H181ZM197 43H198V41H197ZM204 43V42H203ZM5 44V43H4ZM13 44V43H12ZM11 44V45H12ZM22 44V43H21ZM25 44V43H24ZM27 44V43H26ZM32 44V43H31ZM34 44V43H33ZM33 44H32V47H34L33 46ZM56 44V43H55ZM86 44V43H85ZM148 44V43H147ZM190 44V43H189ZM205 44V43H204ZM210 44V43H209ZM208 44V45H209ZM217 44V43H216ZM243 44V43H242ZM7 45V44H6ZM10 45V44H9ZM8 45V46H9ZM10 45V46H11ZM35 45V44H34ZM53 45V44H52ZM65 45H67V47H68V44H65ZM73 45V44H72ZM76 45H77V43H76ZM92 45V44H91ZM157 45V44H156ZM167 45V44H166ZM182 45V44H181ZM184 45V44H183ZM194 45V44H193ZM237 45H240V43L239 44H237ZM250 45V44H249ZM2 46V45H1ZM16 46V45H15ZM14 46V47H15ZM20 45H18V47H19ZM40 46V45H39ZM93 46V45H92ZM185 46V45H184ZM184 46H183V49H184ZM191 46V45H190ZM204 46H206V45H204ZM217 46V45H216ZM219 46H221L220 44H219ZM253 46H255V45H253ZM252 46V47H253ZM256 46H258V45H256ZM13 47V48H14ZM21 47V46H20ZM32 47H30L31 48V50H32ZM70 47H72V46H70ZM91 47V46H90ZM89 47V48H90ZM147 47V46H146ZM163 47V46H162ZM167 47V46H166ZM185 47H187V46H185ZM193 47V46H192ZM209 47V46H208ZM233 47V46H232ZM250 47V46H249ZM8 48V47H7ZM17 48V47H16ZM38 48V47H37ZM45 48V47H44ZM53 48V47H52ZM59 48V47H58ZM65 48V47H64ZM83 48H84V46H83ZM177 48V47H176ZM205 48H207V47H205ZM210 48V47H209ZM214 48H215V46H214ZM213 48V49H214ZM217 48V47H216ZM215 48V49H216ZM221 48H223V47H221ZM251 48V47H250ZM2 49V48H1ZM28 49V48H27ZM26 49V50H27ZM39 49V48H38ZM43 49V48H42ZM47 49V48H46ZM50 49V48H49ZM63 49V48H62ZM181 49H182V47H181ZM193 49V48H192ZM199 49V48H198ZM220 49V48H219ZM9 50V49H8ZM7 50V51H8ZM16 50V49H15ZM30 50V49H29ZM28 50V51H29ZM35 50V49H34ZM41 50V49H40ZM57 50V49H56ZM59 50H61V49H59ZM78 50V49H77ZM79 50H81V49H79ZM195 50V49H194ZM193 50V51H194ZM210 50H212V49H210ZM230 50H232V48L230 49ZM258 50V49H257ZM262 50H263V48H262ZM17 51V50H16ZM19 51H20V49H19ZM37 51V50H36ZM67 51H68V49H67ZM72 51V50H71ZM86 51V50H85ZM157 51V50H156ZM173 51H178V50H173ZM189 51V50H188ZM191 51V50H190ZM203 51V50H202ZM201 51V52H202ZM214 51V50H213ZM213 51H211V52H213ZM217 51V50H216ZM235 51V50H234ZM238 51V50H237ZM241 51H242V49H241ZM240 51V52H241ZM251 51H254V48H253V50H251ZM259 51V50H258ZM23 52V51H22ZM27 52V51H26ZM31 52H33V51H31ZM69 52V51H68ZM83 52V51H82ZM179 52V51H178ZM178 52H177V54H178ZM208 53H209V51H207ZM222 52V51H221ZM20 53V52H19ZM25 53V52H24ZM34 53V52H33ZM75 53V52H74ZM158 53V52H157ZM156 53V54H157ZM184 53H185V50H184ZM184 53H182V55L184 54ZM191 53V52H190ZM193 53H198V52H193ZM205 53V52H204ZM216 53V52H215ZM237 53V52H236ZM255 53H257V52H255ZM264 53V52H263ZM3 54V53H2ZM1 54V55H2ZM15 54V53H14ZM28 54V53H27ZM48 54V53H47ZM72 54V52L70 53V55ZM156 54H154V56L155 57H157V55ZM200 54H202V53H200ZM213 54V53H212ZM251 54H252V52H251ZM34 55H36V54H34ZM38 55V54H37ZM42 55V54H41ZM43 55H45V54H43ZM48 55H51V53L50 54H48ZM73 55V54H72ZM76 55V54H75ZM161 55V54H160ZM159 55V56H160ZM187 55H189L188 53H187ZM205 55V54H204ZM226 55H228V54H226ZM245 55V54H244ZM250 55V54H249ZM255 55V54H254ZM4 56V55H3ZM22 56V55H21ZM46 56V55H45ZM52 56V55H51ZM54 56V55H53ZM57 56H58V54H57ZM140 56H142V55H140ZM177 56H179L180 57V55H177ZM209 56V55H208ZM222 56V55H221ZM35 57H37V56H35ZM59 58H60V56H58ZM65 57V56H64ZM67 57H68V55L66 56V58H64V59H66L65 61H67ZM70 57V56H69ZM81 57V56H80ZM87 57V56H86ZM214 57V56H213ZM218 57V56H217ZM229 57H231V55L229 56ZM254 57V56H253ZM29 58V57H28ZM39 58V57H38ZM46 58V57H45ZM154 58V57H153ZM205 57L203 56V59H204ZM209 58H211L210 56H209ZM221 58V57H220ZM232 58V57H231ZM230 58V59H231ZM244 58V57H243ZM36 60H37V58H35ZM58 59V58H57ZM56 59V60H57ZM71 59V58H70ZM148 59V61H149V58H147ZM178 59V58H177ZM206 59V58H205ZM222 59H223V57H222ZM228 59V58H227ZM226 59V60H227ZM0 60H2V59H0ZM6 60V59H5ZM21 60V59H20ZM30 60V59H29ZM61 60V59H60ZM81 60V59H80ZM79 60V61H80ZM88 60V59H87ZM143 60H144V58H143ZM145 60H146V58H145ZM154 60V59H153ZM188 60H191V61H193V62H197L198 60H201V57L198 59L197 57H195V56H182L181 58H179L178 60H175V61H173V62H171V63H169L168 65H167V76H166V78H163V77H161L160 75H162V73L159 75V78H158V83L157 84H152L151 86H148V87H145V88H143V89H141L140 87V89H139V91L137 92V94H136V97H137V99L138 98H140L142 101H145L146 103H150L154 98H155V96L156 95H158V91L160 90V89H158V88H160L159 87V85H161V84H163L164 82H170V80L172 79V78H174V77H176V76H178L177 74H180V73H182V71H183V69L185 68L184 66H186L185 65V63L188 61ZM215 60V59H214ZM217 61H218V59H216ZM221 60V59H220ZM225 60V61H226ZM234 60V59H233ZM243 60V59H242ZM245 60V59H244ZM252 60V59H251ZM264 60V59H263ZM40 61V60H39ZM44 61V60H43ZM89 61V60H88ZM117 61V60H116ZM151 61V60H150ZM149 61V62H150ZM154 61H156V59L154 60ZM206 61V60H205ZM211 61V60H210ZM210 61H208V62H210ZM213 61V60H212ZM211 61V62H212ZM238 62H239V60H237ZM254 61V60H253ZM0 62H2V61H0ZM24 62V61H23ZM29 63L27 60L25 61V63ZM31 62V61H30ZM33 62V61H32ZM31 62V63H32ZM36 62V61H35ZM37 62H38V60H37ZM49 62V61H48ZM52 62H54V61H52ZM111 62V61H110ZM192 62V63H193ZM203 62V61H202ZM208 62L207 63H205V64H208ZM264 62V61H263ZM54 63H57L56 61L54 62ZM64 63V62H63ZM66 63V62H65ZM65 63H64V66H65ZM116 63V62H115ZM130 63V62H129ZM147 63V62H146ZM151 63V62H150ZM157 63V62H156ZM217 63H219L220 64V61L219 62H215V63H213V64H211V65H213L214 66V64L216 65ZM233 63H235V62H233ZM247 63V62H246ZM249 63V62H248ZM3 64H5V62H3ZM44 64V63H43ZM59 64H60V61H59ZM70 64V63H69ZM79 64V63H78ZM87 64V63H86ZM93 64V63H92ZM102 64V63H101ZM128 64V63H127ZM136 64H137V61H136ZM187 64V63H186ZM237 64V63H236ZM47 65V64H46ZM62 65V64H61ZM60 65V66H61ZM80 65V64H79ZM108 65V64H107ZM109 65H111V63L109 64ZM108 65V66H109ZM116 66H117V64H115ZM133 65V64H132ZM150 65V64H149ZM153 65V64H152ZM156 65H158V64H156ZM221 65H222V63H221ZM223 65H224V63H223ZM226 65V64H225ZM231 65V64H230ZM235 65V64H234ZM238 66L240 65V64H237ZM244 65H245V63H244ZM4 66V65H3ZM51 66V65H50ZM88 66V65H87ZM92 66V65H91ZM99 66H101V65H99ZM128 66V65H127ZM137 66V65H136ZM208 66H210V65H208ZM228 66V65H227ZM246 66V65H245ZM68 67H70V66H68ZM81 67V66H80ZM118 67H119V65H118ZM129 67L131 68V66H130V64H129ZM128 67V68H129ZM133 67H135V66H133ZM147 67V66H146ZM155 66L153 65V67H150L151 68V70L152 71H154V69H156V67L154 68ZM190 67H192V66H190ZM198 67H200V66H198ZM207 67V66H206ZM216 67V66H215ZM225 67V66H224ZM248 67V66H247ZM262 67V66H261ZM64 68V67H63ZM74 68V67H73ZM76 68V67H75ZM95 68V67H94ZM97 68H98V66H97ZM100 68V67H99ZM99 68H98V70H99ZM105 68V67H104ZM103 68V69H104ZM110 68V67H109ZM112 68V67H111ZM124 68V67H123ZM137 68V67H136ZM149 68V69H150ZM152 68H154V69H152ZM187 68H188V66H187ZM195 68H197L196 66H195ZM204 67H202V69H203ZM211 67H209V69H210ZM3 71H5L3 68H1ZM59 69H61V68H59ZM121 69H122V67H121ZM125 69V68H124ZM127 69V68H126ZM135 69V68H134ZM134 69L132 68V70L134 71ZM138 69H141V68H138ZM143 69H145V67L143 68ZM190 69V68H189ZM202 69H200L199 68V70H197V71H200V70H202ZM208 69V70H209ZM211 69H213V67L211 68ZM227 69V68H226ZM233 69V68H232ZM235 69V68H234ZM64 70V69H63ZM76 70V69H75ZM109 70V69H108ZM111 70V69H110ZM123 70V69H122ZM136 70V69H135ZM148 69H146V71H147ZM150 70V71H151ZM184 70H186V69H184ZM242 70V69H241ZM50 71V70H49ZM62 71V70H61ZM85 71V70H84ZM94 71V70H93ZM96 71V70H95ZM94 71V72H95ZM107 71V70H106ZM121 71V70H120ZM133 71H132V73H133ZM145 71V70H144ZM151 71V72H152ZM211 71V70H210ZM213 71V70H212ZM218 71V70H217ZM220 71V70H219ZM223 72H224V70H222ZM226 71V70H225ZM232 71V70H231ZM245 71V70H244ZM1 73H2V71H0ZM56 72V71H55ZM63 72V71H62ZM65 72V71H64ZM63 72V73H64ZM72 72V71H71ZM78 73H79V70L77 71ZM77 72H75L76 73V75H77ZM83 72V71H82ZM89 72H90V70H89ZM94 72H93V74H94ZM97 72V71H96ZM99 72V71H98ZM104 72H105V70H104ZM103 72V73H104ZM118 72V71H117ZM139 72H140V70H139ZM155 72V71H154ZM190 72V71H189ZM223 72H220V74H222ZM243 72V71H242ZM262 72V71H261ZM66 73H68V72H66ZM84 73V72H83ZM90 73H92V71L90 72ZM123 73V72H122ZM135 73V72H134ZM142 73H144L143 72V70H142ZM148 73V72H147ZM191 73V72H190ZM199 73V72H198ZM211 73V72H210ZM233 73V72H232ZM244 73V72H243ZM242 73V74H243ZM80 74V73H79ZM97 74V73H96ZM118 74V73H117ZM120 74V73H119ZM128 74V73H127ZM126 74V75H127ZM165 73H163V75H164ZM194 74V73H193ZM209 74V73H208ZM205 75L206 77L207 76H209V75ZM230 74V73H229ZM4 74L2 73V76H3ZM7 75V74H6ZM52 75H54L53 73H52ZM60 75V74H59ZM72 75V74H71ZM73 75H74V73H73ZM75 75V76H76ZM81 75V74H80ZM90 75V74H89ZM99 75H100V73H99ZM98 75V76H99ZM105 75V74H104ZM109 75V74H108ZM114 75V74H113ZM129 75V74H128ZM133 75V74H132ZM131 75V76H132ZM149 75H150V73H149ZM186 75V74H185ZM188 75V74H187ZM224 75V74H223ZM51 76V75H50ZM56 76V75H55ZM65 76V75H64ZM83 76V75H82ZM88 76V75H87ZM96 76V75H95ZM102 76V75H101ZM114 76H116V75H114ZM119 76H121V75H119ZM122 76H123V74H122ZM125 76V75H124ZM135 76V75H134ZM133 76V77H134ZM137 76H139V75H137ZM136 76V77H137ZM152 76H154L153 74H152ZM205 76H204V80L203 81H206L207 82V80L209 81V79H212V78H209V79H207V80H205L206 78H205ZM227 76V75H226ZM245 76V75H244ZM7 77V76H6ZM49 77V76H48ZM67 77V76H66ZM74 77V76H73ZM72 77V78H73ZM77 77H78V75H77ZM84 77V76H83ZM90 77V76H89ZM106 77V76H105ZM107 77H109V76H107ZM129 77V76H128ZM185 77H187V76H185ZM192 77V76H191ZM190 76L188 77V78H191ZM215 77V76H214ZM221 77H222V75H221ZM220 77V78H221ZM249 77V76H248ZM45 78H47L46 76H45ZM53 78V77H52ZM80 79H81V77H79ZM85 78V77H84ZM93 78V77H92ZM95 78V77H94ZM113 79H115L114 77H112ZM127 78V77H126ZM143 78V77H142ZM184 78V77H183ZM203 78V77H202ZM216 78V77H215ZM218 78V77H217ZM246 78V77H245ZM251 78V77H250ZM264 78V77H263ZM263 78L261 79V80H263ZM1 79H4L3 77L1 78ZM44 79V78H43ZM57 79H58V77H57ZM68 79V78H67ZM95 79H97V78H95ZM118 79V78H117ZM141 79V78H140ZM146 79V78H145ZM148 79V78H147ZM154 79L155 78H153V81H154ZM222 79V78H221ZM220 79V80H221ZM229 79V78H228ZM248 79V78H247ZM260 79V78H259ZM49 80H51V79H49ZM48 80V81H49ZM61 80H62V78H61ZM82 80V79H81ZM85 80H87V79H85ZM102 80V79H101ZM213 80V79H212ZM244 80V79H243ZM250 80V79H249ZM3 81V80H2ZM40 81V83L39 84H41V80H39ZM59 81H60V79H59ZM63 81V80H62ZM76 81V80H75ZM93 81H96V80H93ZM103 81V80H102ZM131 81V80H130ZM144 81H146V80H144ZM185 81V80H184ZM211 81V80H210ZM219 81V80H218ZM217 81V82H218ZM225 81V80H224ZM232 81V80H231ZM4 82V81H3ZM3 82H1V83H3ZM45 82V81H44ZM53 82V81H52ZM72 82V81H71ZM132 82V81H131ZM131 82H129L130 84H131ZM180 82H181V80H180ZM179 82V83H180ZM189 82V81H188ZM206 82H204V83H206ZM213 82V81H212ZM216 82V83H217ZM247 82V81H246ZM253 82V81H252ZM50 83H51V81H50ZM54 83V82H53ZM65 83V82H64ZM78 83H79V81H78ZM81 83H82V81H81ZM105 83H106V80H105ZM108 83V82H107ZM106 83V84H107ZM129 83H127V84H129ZM183 83V82H182ZM230 83V82H229ZM245 83V82H244ZM248 83H250V82H247V85H248ZM42 84H43V81H42ZM47 84V83H46ZM45 84V85H46ZM60 84V83H59ZM67 84V83H66ZM80 84V83H79ZM84 84V83H83ZM90 84V83H89ZM102 84H104V83H102ZM109 84V83H108ZM142 84V83H141ZM168 84V83H167ZM209 84V83H208ZM231 84H233V83H230V85ZM251 84V83H250ZM264 84V83H263ZM45 85H42V87L44 88V86ZM53 85H55V84H53ZM61 85V84H60ZM77 85V84H76ZM85 85V84H84ZM83 85V86H84ZM87 85V84H86ZM144 85V84H143ZM165 85V84H164ZM176 85V84H175ZM183 85V84H182ZM206 85V84H205ZM210 85H211V83H210ZM215 85V84H214ZM213 85V86H214ZM219 84L217 83V86H218ZM223 85V84H222ZM234 85V84H233ZM245 85H246V83H245ZM253 85V84H252ZM261 85V84H260ZM3 86V85H2ZM5 86H7V85H4V87ZM38 86V85H37ZM47 86V85H46ZM65 86V85H64ZM73 86V85H72ZM94 86H95V84H94ZM109 86V85H108ZM113 86H114V84H113ZM177 86H179L178 85V83H177ZM199 86H200V83H199ZM208 86V85H207ZM212 86V85H211ZM227 86V85H226ZM236 86H237V84H236ZM236 86H235V89H236ZM41 87V88H42ZM48 87V86H47ZM46 87V88H47ZM56 87V86H55ZM55 87H53V88H55ZM79 87V86H78ZM99 89H100V87L99 86H97ZM110 87V86H109ZM136 87V86H135ZM232 87V86H231ZM262 87V86H261ZM52 88V87H51ZM59 88V87H58ZM75 88H77V87H75ZM130 88H132V87H130ZM172 88V87H171ZM195 88H197V87H195ZM194 88V89H195ZM202 88V87H201ZM204 88V87H203ZM211 89L210 90H212L213 88L212 87H210ZM215 88V87H214ZM223 88V87H222ZM228 88H229V86H228ZM250 88H251V86H250ZM6 89V88H5ZM5 89H1L0 88V91L2 90H5ZM48 89V88H47ZM50 89V88H49ZM57 89V88H56ZM108 89V88H107ZM125 89V88H124ZM128 89V88H127ZM181 89V88H180ZM225 89V88H224ZM227 89V88H226ZM232 89V88H231ZM231 89H230V91H231ZM262 89V88H261ZM16 90V89H15ZM30 90V89H29ZM41 90V89H40ZM40 90H38V91H40ZM53 90V89H52ZM60 90H62V88L60 87ZM65 90V89H64ZM70 90H71V88H70ZM73 90V89H72ZM92 90V89H91ZM112 90H114L113 88H112ZM130 90H132V89H129V91ZM170 90V89H169ZM172 90V89H171ZM198 90V89H197ZM196 90V91H197ZM203 90V89H202ZM202 90H199V91H202ZM209 90V91H210ZM215 90H218V89H215ZM223 90V89H222ZM221 90V91H222ZM239 90H240V88H239ZM2 91H1V93H2ZM45 91H47L46 89H45ZM44 91V92H45ZM55 92L56 91H58V90H54ZM75 91V90H74ZM79 91V90H78ZM86 91V90H85ZM99 91H101V90H99ZM108 91V90H107ZM115 91V90H114ZM114 91H113V93H114ZM120 91H121V89H120ZM123 91H125V90H123ZM167 91V90H166ZM204 91V90H203ZM203 91L201 92V93H203ZM208 91V90H207ZM208 91V92H209ZM213 91V90H212ZM226 91V90H225ZM229 91V90H228ZM61 92V91H60ZM64 92V91H63ZM76 92V91H75ZM81 92V91H80ZM90 92V91H89ZM116 92V91H115ZM163 92V91H162ZM171 92V91H170ZM175 92H177V91H175ZM174 92V93H175ZM191 92V91H190ZM193 92H194V90H193ZM215 92V91H214ZM224 92V91H223ZM239 92V91H238ZM238 92H237V94H238ZM4 93H5V91H4ZM3 93V94H4ZM7 93V92H6ZM5 93V94H6ZM30 93V92H29ZM47 93V92H46ZM67 93V92H66ZM73 93V92H72ZM79 93V92H78ZM108 93H110V92H108ZM124 93V92H123ZM171 93H173V92H171ZM204 93H205V91H204ZM216 93H218L219 94V92H216ZM215 93V94H216ZM226 93V92H225ZM235 93V92H234ZM15 94V93H14ZM40 94V93H39ZM45 94V93H44ZM49 94H51L50 93V90H49ZM61 94V93H60ZM64 94V93H63ZM80 94V93H79ZM79 94H78V97H79ZM89 94V93H88ZM98 94V93H97ZM104 94H105V92H104ZM114 94H116V93H114ZM169 94V92L168 93H166V95H168ZM197 94V93H196ZM244 94V93H243ZM242 94V95H243ZM7 95V94H6ZM29 95V94H28ZM56 95H58V93L56 94ZM69 96H70V94H68ZM68 95H66V97L68 96ZM77 95V94H76ZM160 95H163V93L162 94H160ZM175 95V94H174ZM189 95H190V93H189ZM203 95V94H202ZM212 95V94H211ZM229 95H230V93H229ZM236 95V94H235ZM246 95V94H245ZM17 96V95H16ZM24 96V95H23ZM62 96V95H61ZM90 96V95H89ZM92 96V95H91ZM98 96H100V94L98 95ZM197 96V95H196ZM200 96V95H199ZM203 96H205V95H203ZM240 96H241V94H240ZM3 97V96H2ZM19 97L21 98V96L19 95ZM27 97V96H26ZM32 97H33V95H32ZM43 97V96H42ZM54 97V96H53ZM52 97V98H53ZM65 97V94H64V96H63V98ZM73 97H75L76 98V96H73ZM72 97V98H73ZM84 97V96H83ZM88 97V96H87ZM158 97V96H157ZM161 97V96H160ZM167 97V96H166ZM174 97V96H173ZM236 98H238L237 96H235ZM234 96H233V99H235L236 100V98H235ZM243 97V96H242ZM0 98H1V95H0ZM3 98H5V96L3 97ZM8 98V97H7ZM25 98V97H24ZM34 98V97H33ZM32 98V99H33ZM39 98H41V95H40V97ZM46 98H47V95H46ZM50 98V97H49ZM68 98V97H67ZM74 98V99H75ZM199 98V97H198ZM197 98V99H198ZM214 98H215V95H214ZM216 98H217V96H216ZM232 98V97H231ZM231 98H229V99H231ZM240 98V97H239ZM238 98V99H239ZM247 98V97H246ZM42 99V98H41ZM43 99H44V97H43ZM57 99H58V96H57ZM104 99V98H103ZM103 99H102V101H103ZM136 99V101L138 102V100ZM163 99V98H162ZM161 99V100H162ZM202 99V98H201ZM244 99H245V97H244ZM6 100V99H5ZM4 99H2V101H5ZM47 100H49V99H47ZM76 100V99H75ZM74 100V101H75ZM81 100H83V99H81ZM98 100V99H97ZM100 100V99H99ZM182 100H183V98H182ZM189 100H191V98L189 99ZM189 100H186V101H189ZM196 100V99H195ZM194 100V101H195ZM23 101V100H22ZM21 101V102H22ZM32 101V100H31ZM60 101V100H59ZM135 101V102H136ZM165 101V100H164ZM167 101V100H166ZM192 101V100H191ZM196 101H198V100H196ZM212 100H210V102H211ZM214 102H215V100H213ZM216 101H218V100H216ZM228 101V100H227ZM230 101H232V100H230ZM240 101H241V98H240ZM243 101H245V100H243ZM43 102H45L44 100H43ZM49 102H51V101H49ZM66 102H67V100H66ZM125 102V101H124ZM129 102V101H128ZM132 102V101H131ZM131 102H129L130 104H131ZM161 102H163V101H161ZM201 102V101H200ZM200 102H198V103H200ZM203 102V101H202ZM209 102V103H210ZM247 102V101H246ZM9 103V102H8ZM18 103H20V102H18ZM24 103V102H23ZM30 104L31 103H33V102H29ZM47 103H48V101H47ZM47 103L45 104V103H41L44 107H47L49 104L51 105V103H48V105H47ZM64 103V102H63ZM62 103V104H63ZM69 103V102H68ZM88 103V102H87ZM122 103V105H123V102H121ZM139 103H140V101H139ZM138 103V104H139ZM157 103V102H156ZM177 103V102H176ZM179 103V102H178ZM177 103V104H178ZM182 103V102H181ZM180 103V104H181ZM192 103V102H191ZM218 103V102H217ZM219 103H220V101H219ZM225 103V102H224ZM228 103V102H227ZM235 103H236V101H235ZM238 103H239V101H238ZM248 103V102H247ZM0 104H4L3 102L2 103H0ZM10 104V103H9ZM77 104V103H76ZM80 104V103H79ZM100 104V103H99ZM137 104V105H138ZM159 104H160V102H159ZM193 104V103H192ZM197 104V103H196ZM213 104H216V103H213ZM221 104V103H220ZM219 104V105H220ZM237 104V103H236ZM262 104V102L260 103V105ZM20 105V104H19ZM22 105H24V104H22ZM28 105V104H27ZM41 105V106H42ZM46 105V106H45ZM58 104L56 103V105H53L54 107H58L57 106ZM73 105V104H72ZM78 105V104H77ZM90 105V104H89ZM121 105V106H122ZM132 105H134V104H132ZM136 105V104H135ZM134 105V106H135ZM141 105H143V103L142 104H140V107H141ZM152 105V104H151ZM156 105V104H155ZM161 105V104H160ZM164 105V104H163ZM174 105V104H173ZM173 105H172V107H173ZM176 105V104H175ZM174 105V106H175ZM205 105H207V104H205ZM212 105V104H211ZM211 105H209V106H211ZM218 105V104H217ZM240 105H242V104H240ZM52 106V105H51ZM51 106H49V107H51ZM52 106V107H53ZM82 106V105H81ZM80 106V107H81ZM109 106V105H108ZM107 106V107H108ZM114 106V105H113ZM117 106V105H116ZM118 106H119V104H118ZM117 106V107H118ZM127 106H129V105H127ZM127 106H125V107H127ZM162 106V105H161ZM179 106V105H178ZM208 106V105H207ZM214 106V105H213ZM221 106V105H220ZM234 106V105H233ZM233 106L231 107V108H233ZM239 106V105H238ZM263 106V105H262ZM262 106H261V108H262ZM8 107V106H7ZM11 107V106H10ZM32 107H33V105H32ZM48 107V108H49ZM52 107L50 108V110H52ZM66 107V106H65ZM64 107V108H65ZM77 107V106H76ZM104 107V106H103ZM115 107V106H114ZM113 107V109H115ZM131 107H133V106H131ZM144 107V106H143ZM146 107V106H145ZM144 107V108H145ZM170 107V106H169ZM43 108V107H42ZM106 108V107H105ZM104 108V109H105ZM109 108V107H108ZM111 108V107H110ZM139 108V107H138ZM149 108V107H148ZM159 108V107H158ZM174 108V107H173ZM177 108H179V107H177ZM192 108H193V106H192ZM195 108V107H194ZM201 108H202V106H201ZM214 108L215 107H213L212 109L214 110ZM226 107L224 106V109H225ZM228 108H229V105H228ZM231 108H229V111H230V109ZM7 109V108H6ZM8 109H10V108H8ZM33 109V108H32ZM39 109V108H38ZM45 109V112L48 110L47 108H44ZM47 109V110H46ZM59 109H60V107H59ZM67 109V108H66ZM124 109V108H123ZM127 109H130V108H127ZM166 109V108H165ZM172 109V108H171ZM182 109V108H181ZM191 109V108H190ZM238 109V111L240 110L239 108H237ZM4 111H5V109H3ZM101 110V109H100ZM108 110V109H107ZM120 110H121V108H120ZM200 110V109H199ZM202 110V109H201ZM227 110V109H226ZM225 110V111H226ZM262 110V109H261ZM9 111V110H8ZM13 111V110H12ZM58 111V110H57ZM56 111V112H57ZM67 111V110H66ZM76 111V110H75ZM84 111V110H83ZM106 111V110H105ZM131 111V110H130ZM146 111H148L147 109L145 110V109H143V108H140V109H133L130 113H128L127 115H125V116H127L126 117V119H119L116 123H113L114 125H109V126H107V127H105V128H103V130L102 129H98V130H100V133L95 137V139H94V143L99 147V149L101 150V151H103V152H117V151H119L120 150V148L123 146V144H125V143H134V142H137V141H142V138L143 137H146V136H148L149 134H151L150 133V120L152 119H150L149 120V118H148V116H147V114H146ZM155 111V110H154ZM180 111H182V110H180ZM189 111H191V110H189ZM195 111V110H194ZM215 111H216V109H215ZM221 111V110H220ZM219 111V112H220ZM224 111V112H225ZM7 112V111H6ZM14 112V111H13ZM111 112V111H110ZM122 112V111H121ZM156 112V111H155ZM171 112V111H170ZM173 112V111H172ZM184 112V111H183ZM196 112H198V110H196ZM218 112V113H219ZM223 112V111H222ZM221 112V113H222ZM232 112V111H231ZM28 113H30L29 111H28ZM48 113V112H47ZM50 113V112H49ZM52 113H55V112H53L52 111ZM68 113V112H67ZM106 113H107V111H106ZM123 113H124V110H123ZM148 113H150V110H149V112ZM160 113V112H159ZM167 113V112H166ZM175 113V112H174ZM208 113V112H207ZM213 113V112H212ZM216 113H217V111H216ZM217 113V114H218ZM226 113H227V111H226ZM233 113V112H232ZM238 113V112H237ZM236 113V114H237ZM263 113V112H262ZM23 114V113H22ZM32 114V113H31ZM37 114V113H36ZM56 114V113H55ZM58 114H60V113H58ZM73 114H74V112H73ZM101 114V113H100ZM109 114V113H108ZM112 114V113H111ZM114 114V113H113ZM112 114V115H113ZM164 114V113H163ZM168 114V113H167ZM191 113L189 112V115H190ZM204 114H206V113H204ZM246 114V113H245ZM33 115H34V113H33ZM50 115H54V114H50ZM57 115V114H56ZM120 116H121V114H119ZM152 115V114H151ZM162 115V114H161ZM178 115V114H177ZM176 115V116H177ZM216 115V114H215ZM214 115V118H216V116ZM218 115H220V113L218 114ZM232 115V114H231ZM37 116H39V114H37ZM41 116V115H40ZM52 116H51V118H52ZM65 116V115H64ZM71 116V115H70ZM108 116H110V115H108ZM117 116V115H116ZM122 116H124V114L122 115ZM154 116V115H153ZM165 116V115H164ZM164 116H162V117H164ZM180 116V115H179ZM183 116V115H182ZM186 116V115H185ZM207 116V115H206ZM205 116V117H206ZM209 116V115H208ZM228 116V115H227ZM232 116H234V115H232ZM247 116V115H246ZM34 117V116H33ZM55 117V116H54ZM61 117V116H60ZM59 117V119L57 120V122L56 123H59V125H60V122H58L61 118ZM67 117V116H66ZM66 117H64V118H66ZM72 117V116H71ZM81 117V116H80ZM166 117V116H165ZM230 117V116H229ZM236 117V116H235ZM234 117V118H235ZM27 118V117H26ZM34 118H37V117H34ZM40 118V117H39ZM43 118H45L44 116H43ZM57 118V117H56ZM55 118V119H56ZM77 118V117H76ZM109 118V117H108ZM113 118V117H112ZM120 118V117H119ZM156 118V117H155ZM159 118V117H158ZM182 118V117H181ZM197 118V117H196ZM212 118V117H211ZM211 118H209V122H211ZM214 118H213V120H214ZM217 118H219L218 116H217ZM226 118V117H225ZM225 118H222L223 120L225 119ZM241 118V117H240ZM41 119V118H40ZM100 119V118H99ZM199 119H201V118H199ZM202 119H204V118H202ZM227 119V118H226ZM242 119V118H241ZM65 120H67V119H65ZM87 120V119H86ZM90 120V119H89ZM97 120V119H96ZM117 120V119H116ZM153 120V119H152ZM158 120V119H157ZM197 120H198V118H197ZM206 120H207V118H206ZM217 120H219V119H217ZM231 120V119H230ZM233 120H235V119H233ZM232 120V121H233ZM244 120V119H243ZM5 121V120H4ZM33 121V120H32ZM37 121V120H36ZM51 121H54L53 119L51 120ZM50 121V122H51ZM73 121V120H72ZM84 121V120H83ZM176 121V120H175ZM183 122H184V120H182ZM195 121H196V119H195ZM199 121V120H198ZM203 121V120H202ZM225 121V120H224ZM44 122V121H43ZM64 122V121H63ZM75 122V121H74ZM97 122H98V120H97ZM110 122H111V120H110ZM153 121H151V123H152ZM155 122H157V121H155ZM172 122H173V120H172ZM194 122V121H193ZM208 122V121H207ZM206 122V123H207ZM214 122V121H213ZM213 122H212V124H213ZM222 122V121H221ZM227 122V121H226ZM235 122H237V121H235ZM7 123V122H6ZM38 123V122H37ZM52 123V122H51ZM68 123V122H67ZM81 123V122H80ZM86 123V122H85ZM108 123H109V121H108ZM158 123V122H157ZM205 123V124H206ZM218 123H220V122H218ZM233 124H235L234 122H232ZM240 124L241 122H237V124ZM3 124H5V123H3ZM8 124V123H7ZM6 124V125H7ZM28 124V123H27ZM40 124V123H39ZM62 124V123H61ZM75 124H76V122H75ZM99 124V123H98ZM171 124H173V123H171ZM211 124V123H210ZM221 124H223V123H221ZM236 124V125H237ZM17 125V124H16ZM21 125V124H20ZM19 125V126H20ZM34 125V124H33ZM50 125H54L55 126V124H50ZM66 125V124H65ZM167 125V124H166ZM169 125V124H168ZM176 125V124H175ZM200 125V124H199ZM231 125V124H230ZM242 125V124H241ZM8 126V125H7ZM15 126V125H14ZM18 126V127H19ZM77 126V125H76ZM157 127H159V125H156ZM165 126V125H164ZM215 126V125H214ZM221 126H223V125H221ZM234 126V125H233ZM248 126V125H247ZM9 127V126H8ZM8 127H5V128H8ZM13 127V126H12ZM17 127V126H16ZM39 127V126H38ZM63 127V126H62ZM68 127V126H67ZM81 127V126H80ZM84 127V126H83ZM100 127V126H99ZM103 127V126H102ZM101 127V128H102ZM166 127V126H165ZM171 127V126H170ZM174 127H176V126H174ZM178 127V126H177ZM198 127V126H197ZM203 127H204V125H203ZM236 127V126H235ZM235 127H233L234 129H235ZM5 128H4V130H5ZM10 128V130H11V126L9 127ZM21 128V127H20ZM29 128V127H28ZM33 128V127H32ZM41 128V127H40ZM58 128V127H57ZM74 128V127H73ZM167 128V127H166ZM172 128V127H171ZM206 128V127H205ZM211 129H212V127H210ZM215 128V127H214ZM217 128H219V126L217 127ZM223 128H224V126H223ZM222 128V129H223ZM245 128V127H244ZM243 128V129H244ZM38 129V128H37ZM49 129V128H48ZM55 129V128H54ZM64 129H65V127H64ZM156 129V128H155ZM170 129V128H169ZM180 129V128H179ZM199 129V128H198ZM200 129H201V127H200ZM200 129H199V131H200ZM208 129V128H207ZM220 129V128H219ZM13 130V129H12ZM11 130V131H12ZM41 130H43V129H41ZM52 130H53V128H52ZM80 130V129H79ZM173 130V129H172ZM171 130V131H172ZM184 130V129H183ZM202 130V129H201ZM246 130V129H245ZM3 131V130H2ZM40 131V130H39ZM57 131L58 130H56V132H55V130H54V132L55 133H57ZM62 131V130H61ZM63 131H65V130H63ZM63 131H62V133H63ZM71 131V130H70ZM73 131V130H72ZM97 131V130H96ZM153 131H154V129H153ZM167 131H169L168 129L166 130V132ZM180 131H182V130H179V132ZM195 131V130H194ZM199 131H197V134H198V132ZM209 131V130H208ZM215 131H217V130H215ZM15 132V131H14ZM28 132V131H27ZM45 132L47 133V131L45 130ZM50 132V131H49ZM53 132V131H52ZM52 132H51V134H52ZM178 132V133H179ZM186 132V131H185ZM184 132V133H185ZM203 132V131H202ZM201 132V133H202ZM218 132V131H217ZM220 132V131H219ZM226 131H224V133H225ZM59 133V132H58ZM65 133V132H64ZM172 133V132H171ZM174 133V132H173ZM177 133V132H176ZM211 133V135H214V134H212V131L210 132ZM229 132L227 131V134H228ZM244 134H245V132H243ZM260 133V132H259ZM4 134V133H3ZM23 134V133H22ZM38 134V135H37ZM36 135L37 136H40L39 134L40 133H37ZM61 134V133H60ZM84 134V133H83ZM87 134V133H86ZM168 134V133H167ZM180 134V133H179ZM185 134H187V133H185ZM205 134H207V133H204V135ZM223 134V133H222ZM226 134V133H225ZM261 134H262V132H261ZM6 135H7V133H6ZM42 135V134H41ZM43 135H45V134H43ZM169 135V134H168ZM171 135V134H170ZM200 135V134H199ZM207 135H210V134H207ZM207 135H206V138H207ZM210 135V136H211ZM216 135H219V134H217L216 133ZM230 135V134H229ZM245 135H247V134H245ZM55 136H57L56 134H55ZM59 136V135H58ZM68 137H69V135H67ZM149 136H151V135H149ZM154 136V135H153ZM172 136H174V135H172ZM186 136V135H185ZM195 136V135H194ZM220 136H222V135H220ZM247 136H249V134L247 135ZM8 137V136H7ZM10 137H12V136H10ZM17 137V136H16ZM46 137H47V140L49 139V135L47 136L46 135ZM152 137V136H151ZM161 137V136H160ZM170 137V136H169ZM187 137V136H186ZM209 137V136H208ZM219 137V136H218ZM228 137H231V136H228ZM227 137V138H228ZM0 138H1V136H0ZM12 138H15V137H12ZM18 138V137H17ZM20 138V137H19ZM23 138V137H22ZM51 138V137H50ZM55 139H56V141H57V138L56 137H54ZM62 138V137H61ZM61 138H59V140L61 139ZM88 138H89V136H88ZM154 138V137H153ZM166 138H168L167 136H166ZM173 138V137H172ZM205 138V137H204ZM214 138V137H213ZM215 138H217L216 136H215ZM214 138V139H215ZM220 138V137H219ZM221 138H223V137H221ZM224 138H226V137H224ZM258 138V137H257ZM256 138V140H258ZM3 139V138H2ZM1 139V140H2ZM44 139V137L42 138V140ZM54 139V140H55ZM74 139H75V137H74ZM162 139V138H161ZM174 139V138H173ZM179 139V138H178ZM183 139V138H182ZM202 139V138H201ZM235 139V138H234ZM20 140V139H19ZM23 140V139H22ZM46 140V139H45ZM49 140H51V139H49ZM53 140V139H52ZM64 140V139H63ZM76 140V139H75ZM85 140V139H84ZM155 140V139H154ZM158 140V139H157ZM159 140H160V138H159ZM176 140V139H175ZM213 139H211V141H212ZM3 141H5V136H4V140ZM65 141V140H64ZM68 141V140H67ZM71 141H72V139H71ZM87 141V140H86ZM90 141V140H89ZM153 141V140H152ZM202 141V140H201ZM219 141V140H218ZM218 141H213V144H214V142H216V146H218V148L220 149V147H219V145L218 144H222L221 142L220 143H218L217 144V142ZM235 142H236V139L234 140ZM16 142V141H15ZM48 142V141H47ZM69 142V141H68ZM80 142V141H79ZM91 142V141H90ZM146 142V141H145ZM159 142V141H158ZM161 142H163V141H161ZM168 142H169V140H168ZM197 142V141H196ZM227 142V141H226ZM225 142V143H226ZM233 142V141H232ZM4 143V142H3ZM14 143V142H13ZM19 143V142H18ZM17 143V144H18ZM22 143H24V141L22 142ZM45 143V142H44ZM51 143V142H50ZM66 143V142H65ZM169 143H171V141L169 142ZM179 143V142H178ZM177 143V144H178ZM182 143V142H181ZM212 143V142H211ZM240 143V142H239ZM254 143V142H253ZM1 144V143H0ZM4 144H6V143H4ZM4 144H3V146H4ZM8 144H10V142L8 143ZM7 144V145H8ZM26 144V143H25ZM32 144V143H31ZM36 144V143H35ZM47 144V143H46ZM69 145H70V143H68ZM73 144V143H72ZM137 144V143H136ZM141 144H144L143 142L141 143ZM153 144H154V141H153ZM194 144H196V143H194ZM203 144H204V142H203ZM203 144H202V147H203ZM212 144V145H213ZM42 145H45V144H42ZM80 145H82V143L80 144ZM79 145V146H80ZM148 145V144H147ZM155 145V144H154ZM158 145V144H157ZM170 145H172V144H170ZM179 146H180V144H178ZM182 145V144H181ZM205 145V144H204ZM207 145V144H206ZM234 145V144H233ZM236 145V144H235ZM12 146H13V144H12ZM11 146V147H12ZM18 146V145H17ZM20 146V145H19ZM65 146V145H64ZM124 146H126V145H124ZM128 146V145H127ZM137 146H139V145H137ZM199 146V145H198ZM197 146V147H198ZM222 146V145H221ZM241 146V145H240ZM7 147V146H6ZM9 147V146H8ZM43 147V146H42ZM47 147V146H46ZM50 147V146H49ZM57 147V146H56ZM60 147V146H59ZM66 147V146H65ZM73 147V146H72ZM162 147H164V146H162ZM176 148H177V150H178V147L177 146H175ZM196 147V148H197ZM208 147V145L206 146V148ZM213 147V146H212ZM212 147L210 148V149H212ZM10 148V147H9ZM32 148H33V145H32ZM89 148V147H88ZM129 148H131V146L129 147ZM128 148V149H129ZM134 148V147H133ZM132 148V150H134ZM138 148H140V147H138ZM144 148H146V147H144ZM153 148V147H152ZM161 148V147H160ZM193 148V147H192ZM217 148V147H216ZM226 148V147H225ZM232 148H234V147H232ZM235 148H236V146H235ZM241 148H242V146H241ZM43 149V148H42ZM47 149V148H46ZM136 149V148H135ZM154 149V148H153ZM161 149H163V148H161ZM214 149H215V147H214ZM244 149V148H243ZM8 149H6V151H7ZM11 150V149H10ZM37 150V149H36ZM44 150V149H43ZM52 150V149H51ZM131 150V149H130ZM137 150V149H136ZM148 150V149H147ZM155 150V149H154ZM157 150V149H156ZM164 150V149H163ZM165 150H166V148H165ZM245 150V149H244ZM14 151V150H13ZM27 151V150H26ZM149 151V150H148ZM241 151V150H240ZM37 152V151H36ZM45 152V151H44ZM49 152V151H48ZM56 152V151H55ZM74 152V151H73ZM134 152V151H133ZM136 152V151H135ZM138 152H140V151H138ZM145 152V151H144ZM155 152V151H154ZM162 152V151H161ZM161 152H158V153H161ZM164 152V151H163ZM184 152V151H183ZM196 152V151H195ZM208 152V151H207ZM211 152H212V150H211ZM214 152V151H213ZM235 152V151H234ZM1 153H3V151L1 152ZM43 153V152H42ZM50 153V152H49ZM67 153V152H66ZM91 153V152H90ZM118 153V152H117ZM146 153H147V151H146ZM155 153H157V152H155ZM166 153H168V152H166ZM165 153V154H166ZM186 153V152H185ZM261 153H263V151L261 152ZM48 154V153H47ZM46 154V155H47ZM53 154V153H52ZM68 154V153H67ZM69 154H71V153H69ZM73 154V153H72ZM164 154V155H165ZM178 154V153H177ZM216 154V153H215ZM238 154H239V152H238ZM238 154H237V156H238ZM243 154H244V152H243ZM252 154V153H251ZM23 155H24V153H23ZM30 155V154H29ZM45 155V156H46ZM50 155V154H49ZM118 155V154H117ZM122 155V154H121ZM158 155V154H157ZM163 155V154H162ZM163 155V156H164ZM181 155V154H180ZM186 155V154H185ZM184 155V156H185ZM209 155V154H208ZM214 155V154H213ZM217 155H218V150H217ZM241 155V154H240ZM260 155V154H259ZM258 155V156H259ZM4 156H8V155H6V154H4ZM14 156V155H13ZM12 156V157H13ZM51 156H53V155H51ZM55 156V155H54ZM53 156V157H54ZM108 156V155H107ZM114 157H115V155H113ZM162 156V158H164ZM193 156V155H192ZM198 156V155H197ZM205 156V155H204ZM224 156V155H223ZM231 156V155H230ZM1 157V156H0ZM25 157V156H24ZM27 158L29 157V156H26ZM32 157V156H31ZM40 157V156H39ZM92 157V156H91ZM136 157V156H135ZM159 157V156H158ZM160 157H161V155H160ZM159 157V158H160ZM166 157V156H165ZM177 157V156H176ZM196 157V156H195ZM250 157H251V155H250ZM5 158H7V157H5ZM4 158V159H5ZM34 158V157H33ZM50 158V157H49ZM57 158V157H56ZM71 158V157H70ZM87 158V157H86ZM116 158H117V156H116ZM178 158V157H177ZM179 158H181V156L179 157ZM185 158V157H184ZM213 158V157H212ZM221 158V157H220ZM79 159V158H78ZM77 159V160H78ZM118 159V158H117ZM143 159V158H142ZM145 159V158H144ZM150 159H152V158H150ZM154 159V158H153ZM165 159V158H164ZM195 159V158H194ZM199 160H200V158H198ZM224 159H226V158H224ZM261 159V158H260ZM259 159V160H260ZM10 160V159H9ZM22 160V159H21ZM28 160V159H27ZM27 160L25 161V163L27 162ZM32 160V159H31ZM37 160H39V159H37ZM42 160V159H41ZM51 160V159H50ZM55 160V159H54ZM138 160V159H137ZM163 160V159H162ZM161 160V161H162ZM189 160V159H188ZM207 160V159H206ZM256 160H257V157H256ZM2 161V160H1ZM30 161V160H29ZM35 160H33V161H31V162H34ZM44 161V160H43ZM110 161V160H109ZM158 161V160H157ZM181 161V160H180ZM184 161V160H183ZM194 161V160H193ZM220 161H221V159H220ZM231 161V160H230ZM253 161V160H252ZM255 161V160H254ZM258 161V160H257ZM9 162V161H8ZM11 162V161H10ZM18 162V161H17ZM23 162H24V160H23ZM48 162H49V160H48ZM68 162V161H67ZM77 162V161H76ZM133 162V161H132ZM138 162V161H137ZM140 162V161H139ZM172 162V161H171ZM174 162V161H173ZM172 162V163H173ZM194 162H196V160L194 161ZM200 162V161H199ZM203 162V161H202ZM223 162H224V160H223ZM16 163V162H15ZM15 163H14V165H15ZM47 163V162H46ZM70 163V162H69ZM82 163V162H81ZM109 163V162H108ZM142 163V162H141ZM144 163V162H143ZM153 163V162H152ZM160 163H162V162H160ZM209 163V162H208ZM229 163H231V162H229ZM264 163V162H263ZM262 163V164H263ZM23 165H24V163H22ZM43 164V163H42ZM41 164V165H42ZM50 164V163H49ZM55 164V163H54ZM62 163H60V165H61ZM64 164H66V163H64ZM71 164V163H70ZM70 164H69V166H70ZM148 164V163H147ZM167 164V163H166ZM170 164V163H169ZM169 164H167V165H169ZM197 164V163H196ZM201 164V163H200ZM206 164H207V162H206ZM210 164V163H209ZM256 164V163H255ZM258 164H259V162H258ZM257 164V165H258ZM260 164H261V162H260ZM5 165V164H4ZM19 165H20V163H19ZM32 165V164H31ZM44 165V164H43ZM42 165V166H43ZM52 165V164H51ZM108 165V164H107ZM139 165V164H138ZM153 165H155V164H153ZM175 165H177V164H175ZM188 164H186V165H184L183 167H185L186 168V166H187ZM229 165V164H228ZM246 165H248V164H246ZM251 165V164H250ZM253 165V164H252ZM3 166V165H2ZM8 166V165H7ZM10 166H11V164H10ZM21 166V165H20ZM19 166V167H20ZM34 166V165H33ZM37 166V165H36ZM56 166V165H55ZM55 166L53 167V168H55ZM62 166V165H61ZM65 166V165H64ZM67 166V165H66ZM147 166V165H146ZM149 166V165H148ZM147 166V167H148ZM162 166V165H161ZM199 166V165H198ZM254 166V165H253ZM262 166V165H261ZM264 166V165H263ZM17 167V166H16ZM57 167V166H56ZM59 167V166H58ZM82 167V166H81ZM99 167V166H98ZM138 167V166H137ZM153 167V166H152ZM171 167V166H170ZM220 167H222V166H220ZM259 167V166H258ZM5 168V167H4ZM15 168V167H14ZM27 168V167H26ZM62 169H63V167H61ZM93 168V167H92ZM142 168H143V165H142ZM141 168V169H142ZM154 168H157V167H154ZM161 168V167H160ZM164 168H165V166H164ZM163 168V169H164ZM172 168V167H171ZM190 168V167H189ZM202 168V167H201ZM218 168H219V166H218ZM256 168V167H255ZM28 169V168H27ZM32 169V168H31ZM51 169V168H50ZM66 169V168H65ZM76 169V168H75ZM88 169V168H87ZM137 169H139V168H137ZM144 169V168H143ZM146 169V168H145ZM158 169H159V167H158ZM194 169V168H193ZM224 169V168H223ZM222 169V170H223ZM229 169V168H228ZM247 169V168H246ZM252 169H253V167H252ZM251 169V170H252ZM2 170V169H1ZM5 170H7L6 168H5ZM13 170V169H12ZM34 170V169H33ZM33 170H32V172H33ZM37 170V169H36ZM77 170V169H76ZM152 170V169H151ZM161 170V169H160ZM165 170V169H164ZM167 170V169H166ZM173 170V169H172ZM191 170V169H190ZM244 170V169H243ZM248 170V169H247ZM246 170V171H247ZM251 170H249V171H251ZM257 170V169H256ZM262 170V169H261ZM260 170V171H261ZM14 171V173L17 171V170H13ZM29 171H31V170H29ZM38 171V170H37ZM54 171V170H53ZM81 171V170H80ZM168 171H170V170H168ZM186 171H188V170H186ZM209 171V170H208ZM223 171H225V170H223ZM259 171V172H260ZM2 172V171H1ZM28 171H26V173H27ZM47 172V171H46ZM72 172V171H71ZM77 172V171H76ZM157 171H155V173H156ZM183 172V171H182ZM192 172V171H191ZM190 172V173H191ZM201 172V171H200ZM222 172V171H221ZM243 172V171H242ZM258 172V173H259ZM29 173V172H28ZM44 173V172H43ZM55 173V172H54ZM59 173V172H58ZM63 173V172H62ZM118 173V172H117ZM136 173V172H135ZM146 173V172H145ZM161 173H162V171H161ZM166 173V172H165ZM168 173V172H167ZM166 173V174H167ZM170 173V172H169ZM202 173V172H201ZM225 173V172H224ZM5 174V173H4ZM49 174V173H48ZM60 174H61V172H60ZM157 174H158V172H157ZM170 174H172V173H170ZM174 174V173H173ZM180 174V173H179ZM178 174V175H179ZM187 174V173H186ZM192 174H194V172L192 173ZM214 174V173H213ZM242 174V173H241ZM248 174V173H247ZM13 175V174H12ZM29 175V174H28ZM27 175V176H28ZM54 175V174H53ZM86 175V174H85ZM144 175V174H143ZM168 175V174H167ZM264 175V174H263ZM21 176V175H20ZM30 176H31V174H30ZM39 176H41V175H39ZM141 176H142V174H141ZM150 176H153V175H150ZM162 176V175H161ZM170 176V175H169ZM182 176V175H181ZM195 176V175H194ZM218 176V175H217ZM249 176H250V173H249ZM253 176V175H252ZM251 176V177H252ZM255 176V175H254ZM252 177V179L253 178H255V180L257 179L256 177ZM13 176H11V178H12ZM33 177V176H32ZM146 177V176H145ZM148 177H149V174H148ZM171 177V176H170ZM185 177V175L182 177V178H184ZM192 177V176H191ZM201 177V176H200ZM204 177V176H203ZM219 177V176H218ZM221 177V176H220ZM7 178V177H6ZM21 178H22V176H21ZM25 178V177H24ZM82 178V177H81ZM80 178V179H81ZM84 178V177H83ZM88 178H90V177H88ZM116 178V177H115ZM151 178H153V177H151ZM186 178H187V176H186ZM198 178V177H197ZM205 178V177H204ZM211 178V177H210ZM209 178V179H210ZM244 178H245V176H244ZM1 179V178H0ZM8 180H9V178H7ZM14 179V178H13ZM28 179V178H27ZM37 179V178H36ZM86 179V178H85ZM85 179L83 180V182L85 181ZM157 179V178H156ZM155 179V180H156ZM180 179V178H179ZM208 178L206 179V180H208V181H214V180H209ZM212 179H214V178H212ZM217 179H219V178H217ZM261 179H262V174H261ZM17 180V179H16ZM19 180V179H18ZM42 180V179H41ZM46 180V179H45ZM95 180V179H94ZM141 180V179H140ZM147 180V179H146ZM170 180V179H169ZM177 180H178V178H177ZM182 180V179H181ZM186 180V179H185ZM191 180V179H190ZM192 180H194V179H192ZM246 180V179H245ZM249 180V179H248ZM1 181V180H0ZM4 181V180H3ZM110 181V180H109ZM114 181V180H113ZM151 181H153V180H151ZM161 181V180H160ZM162 181H164V180H162ZM161 181V182H162ZM202 181H204V180H202ZM225 181V180H224ZM240 181V180H239ZM12 182H13V180H12ZM86 182V181H85ZM116 182H117V180H116ZM124 182H126V181H124ZM141 182H142V180H141ZM161 182L159 183V184H161ZM184 182H186V181H184ZM193 182V181H192ZM195 182H197V181H195ZM199 182V181H198ZM226 182V181H225ZM243 182V181H242ZM80 183V182H79ZM87 183V182H86ZM148 183H150V182H148ZM181 183V182H180ZM189 183V182H188ZM190 183H191V181H190ZM189 183V184H190ZM211 183V182H210ZM221 183H223V182H221ZM247 183V182H246ZM255 183V182H254ZM30 184H32V183H30ZM45 184H47V183H45ZM131 184V183H130ZM146 184V183H145ZM162 184H163V182H162ZM199 184V183H198ZM218 184V183H217ZM236 184H238V182L237 183H235V186H236ZM245 184V183H244ZM257 184V183H256ZM16 185H18V184H16ZM109 185H111V184H109ZM121 185V184H120ZM134 185V184H133ZM168 185V184H167ZM180 185V184H179ZM182 185H183V182H182ZM194 185V184H193ZM203 185V184H202ZM204 185H206V184H204ZM203 185V186H204ZM211 185H212V183H211ZM224 185H226V184H224ZM240 185V184H239ZM263 185H264V183H263ZM19 186H21V184L19 185ZM47 186V185H46ZM79 186V185H78ZM114 186V185H113ZM150 186V185H149ZM158 186V185H157ZM161 186V185H160ZM165 186V188H166V185H164ZM186 186V185H185ZM195 186H197L196 184H195ZM217 186V185H216ZM246 186V185H245ZM255 186V185H254ZM259 186V185H258ZM26 187V186H25ZM24 187V188H25ZM82 187V186H81ZM109 187H111V186H109ZM128 186H125V188H127ZM146 187V186H145ZM194 187V186H193ZM198 187V186H197ZM238 187V186H237ZM243 187V186H242ZM260 187H261V184H260ZM263 187V186H262ZM8 188H9V186H8ZM13 188V187H12ZM27 188V187H26ZM30 188H31V186H30ZM114 188V187H113ZM117 188V187H116ZM119 188V187H118ZM177 188V187H176ZM181 188V187H180ZM194 188H196V187H194ZM210 188H211V186H210ZM215 188V187H214ZM229 188L230 187H228V189H226V190H229ZM245 188V187H244ZM250 188V187H249ZM6 189V188H5ZM14 189V188H13ZM13 189H11L12 191H13ZM33 189V188H32ZM40 189V188H39ZM48 189V188H47ZM115 189V188H114ZM120 189V188H119ZM128 189V188H127ZM185 189V188H184ZM188 189V188H187ZM204 189V188H203ZM202 188H201V190H203ZM212 189V188H211ZM216 189V188H215ZM221 189V188H220ZM219 189V190H220ZM257 189H258V187H257ZM256 189V190H257ZM31 190V189H30ZM105 190V189H104ZM110 190H111V188H110ZM131 190V189H130ZM144 190H146V189H144ZM151 190V189H150ZM205 190H206V187H205ZM208 190H209V187H208ZM238 190V189H237ZM16 191H18V190H16ZM36 191H38V190H36ZM35 191V192H36ZM41 191V190H40ZM39 191V192H40ZM164 191H166V190H164ZM178 191V190H177ZM187 191V190H186ZM190 191V190H189ZM193 191V190H192ZM195 191H196V189H195ZM222 191V190H221ZM259 191V190H258ZM22 192V191H21ZM28 192V191H27ZM110 192V191H109ZM128 192V191H127ZM131 192V191H130ZM256 192V191H255ZM30 193H32V192H30ZM34 193V192H33ZM74 193V192H73ZM113 193V192H112ZM121 193H124V192H122L121 191ZM145 193V192H144ZM147 193V192H146ZM145 193V194H146ZM171 193V192H170ZM192 193V192H191ZM194 193V192H193ZM212 193V192H211ZM222 193V192H221ZM227 193V192H226ZM236 193V192H235ZM262 193V192H261ZM22 195H23V193H21ZM39 194V193H38ZM111 194V193H110ZM150 194V193H149ZM164 194V193H163ZM169 194V193H168ZM179 194V193H178ZM197 194V193H196ZM204 194H206V193H204ZM21 195V196H22ZM26 195V194H25ZM37 195V194H36ZM117 195V194H116ZM118 195H119V193H118ZM124 195V194H123ZM122 195V196H123ZM126 195H128V194H126ZM130 195V194H129ZM155 195V194H154ZM165 195V194H164ZM175 196H176V194H174ZM185 195V194H184ZM206 195H209L210 196V194H206ZM261 195V194H260ZM31 196V195H30ZM34 196V195H33ZM145 196V195H144ZM189 196V195H188ZM193 196V195H192ZM198 196V195H197ZM196 196V197H197ZM214 196V195H213ZM221 196H222V194H221ZM235 196V195H234ZM26 197H28V195H26ZM37 197V196H36ZM117 197V196H116ZM115 197V198H116ZM147 197V196H146ZM149 197V196H148ZM150 197H151V195H150ZM153 197V196H152ZM182 197V196H181ZM180 197V198H181ZM183 197H185V196H183ZM190 197V196H189ZM202 197V196H201ZM261 197V196H260ZM25 198V197H24ZM23 198V199H24ZM29 198V197H28ZM52 198V197H51ZM115 198H112V199H115ZM125 197H123V199H124ZM158 198V197H157ZM205 198V197H204ZM214 198V197H213ZM217 198H219V197H217ZM30 199H32V198H30ZM35 199V198H34ZM46 199V198H45ZM112 199H111V201H112ZM122 199V200H123ZM169 199V198H168ZM174 199V198H173ZM178 199V198H177ZM187 199V198H186ZM185 199V200H186ZM190 199V198H189ZM193 199V198H192ZM191 199V200H192ZM196 199V198H195ZM198 199V198H197ZM196 199V200H197ZM203 199V198H202ZM201 199V200H202ZM207 199V198H206ZM216 199V198H215ZM18 200V199H17ZM44 200V199H43ZM162 200V199H161ZM182 200V199H181ZM180 200V201H181ZM190 200V201H191ZM14 201V200H13ZM36 201V200H35ZM39 201H41V200H38V202ZM46 201V200H45ZM119 201V200H118ZM125 201V200H124ZM183 201V200H182ZM203 201V200H202ZM208 201V200H207ZM215 201V200H214ZM218 201H220V200H218ZM260 201H262V200H260ZM0 202H1V200H0ZM23 202H25L26 203V200H24ZM28 202H30L29 200H28ZM37 202V203H38ZM51 202H53V201H51ZM68 202H70V201H68ZM110 202V201H109ZM117 202V201H116ZM121 202V201H120ZM185 202V201H184ZM206 202V201H205ZM217 202V201H216ZM3 203V202H2ZM15 203V202H14ZM31 203H32V201H31ZM42 203H43V201H42ZM47 203H48V201H47ZM44 204L45 206L46 205H48V204ZM56 203V202H55ZM118 203V202H117ZM128 202H125V204H127ZM130 203V202H129ZM191 203V202H190ZM192 203H193V201H192ZM199 203V202H198ZM256 203H257V201H256ZM264 203V202H263ZM30 204V203H29ZM33 204V203H32ZM52 204V203H51ZM122 204V203H121ZM166 204V203H165ZM257 204H259V203H257ZM17 205H18V203H17ZM24 205V204H23ZM38 205H39V203H38ZM38 205H37V207H38ZM40 205H42V204H40ZM118 205V204H117ZM132 205V204H131ZM176 205V204H175ZM200 205V204H199ZM204 205V204H203ZM260 205H262V203H260ZM259 205V206H260ZM12 206V205H11ZM120 206H122V205H120ZM126 206V205H125ZM174 206V205H173ZM179 206V205H178ZM184 206V205H183ZM264 205H262V207H263ZM7 207H9V206H7ZM32 207H34L33 205H32ZM31 207V208H32ZM41 207V206H40ZM52 207L54 208L55 207V204H53L52 205ZM131 207V206H130ZM185 207V206H184ZM11 208V207H10ZM9 208V209H10ZM12 208H14L13 206H12ZM42 208H44V207H42ZM114 208V207H113ZM33 209V208H32ZM40 209V208H39ZM38 209V210H39ZM115 209V208H114ZM119 209H121V207L119 208ZM192 209V208H191ZM34 210V209H33ZM35 210H36V207H35ZM44 210H45V208H44ZM46 210L48 211V208H46ZM123 210H125V209H123ZM190 210V209H189ZM120 211V210H119ZM264 211V210H263ZM21 212V211H20ZM20 212L18 213V214H20ZM38 212V211H37ZM40 212V211H39ZM50 212V211H49ZM58 212V211H57ZM125 212V211H124ZM123 211H122V213H124ZM14 213V212H13ZM36 213V212H35ZM41 213V212H40ZM52 213V212H51ZM21 215V214H20ZM35 215V214H34ZM38 215V217H39V214H37ZM37 215L35 216L36 218H37ZM45 215H46V213H45ZM44 215V218L46 217ZM111 215H112V213H111ZM23 216H24V214H23ZM31 216V215H30ZM118 217H119V215H117ZM124 216V215H123ZM181 216V215H180ZM41 217V216H40ZM39 217V218H40ZM25 218V217H24ZM32 218V217H31ZM36 218H34L35 220H36ZM49 219H50V216L48 217ZM56 218V217H55ZM55 218H54V220H55ZM177 219H178V217H176ZM181 218H183V217H180V219ZM17 219H19V218H17ZM41 219V218H40ZM48 219V220H49ZM57 219V218H56ZM172 219V218H171ZM30 220V219H29ZM47 220V219H46ZM59 220V219H58ZM95 220V219H94ZM176 220V219H175ZM18 221V220H17ZM17 221L12 217V215L11 214H9L8 212H7V210H5L2 206H0V264L3 262V261H12V260H16L18 257H19V255H21L23 252H24V250L26 249V247L28 246L27 244H26V241L24 240V238L22 237V235L20 234V232H19V223H21V222H18L17 223ZM19 221H20V219H19ZM22 221H24L23 219H22ZM32 221V220H31ZM37 221H38V219H37ZM44 221V220H43ZM69 221V220H68ZM187 221V220H186ZM25 222V221H24ZM30 222V221H29ZM45 222V221H44ZM56 222V221H55ZM54 222V223H55ZM173 222V221H172ZM176 222H178V220L176 221ZM175 222V223H176ZM183 222V221H182ZM43 223V222H42ZM41 223V224H42ZM49 223H50V221H49ZM95 223H96V221H95ZM109 223V222H108ZM184 223V222H183ZM183 223H181V224H183ZM23 224V223H22ZM21 224V225H22ZM26 224H28V223H26ZM32 224V223H31ZM34 224V223H33ZM36 224V223H35ZM40 224V223H39ZM51 224V223H50ZM56 224V223H55ZM58 225H59V223H57ZM173 224H174V222H173ZM46 225V224H45ZM64 225V224H63ZM101 225V224H100ZM111 225V224H110ZM185 225V224H184ZM183 225V226H184ZM28 226H29V224H28ZM27 226V227H28ZM32 226V225H31ZM182 226V225H181ZM189 226V225H188ZM193 226V225H192ZM192 226H191V228H192ZM24 227H26V225H24ZM36 227V226H35ZM40 227H42V226H40ZM39 226L38 227H36L37 229H39L40 228ZM55 227V226H54ZM65 227H66V225H65ZM65 227H64V230H65ZM94 227H95V225H94ZM112 227V226H111ZM147 227V226H146ZM149 227V226H148ZM190 227V226H189ZM56 228V227H55ZM59 228V227H58ZM63 228V227H62ZM100 228V227H99ZM176 228V227H175ZM174 228V229H175ZM180 228H182V227H180ZM188 228V227H187ZM190 228V229H191ZM194 228V227H193ZM43 229V228H42ZM67 229V228H66ZM105 229V228H104ZM150 229V228H149ZM154 229H155V227H154ZM172 229V228H171ZM26 230H27V228H26ZM32 230V229H31ZM30 230V231H31ZM44 230V229H43ZM51 230V229H50ZM54 230V229H53ZM53 230H52V232H53ZM173 230V229H172ZM176 230V229H175ZM177 230H178V228H177ZM195 230V229H194ZM47 231V230H46ZM179 231V230H178ZM180 231H182V230H180ZM176 232V231H175ZM193 232V231H192ZM40 233V235H41V232H39ZM44 233V232H43ZM47 233V232H46ZM147 233V232H146ZM184 233V232H183ZM45 234V233H44ZM50 234V233H49ZM149 234V233H148ZM148 234H146V235H148ZM151 234V233H150ZM157 234V233H156ZM165 235H166V233H164ZM171 234V233H170ZM169 234V235H170ZM177 234H179L178 232H177ZM32 235V234H31ZM39 235V234H38ZM46 235V234H45ZM168 235V234H167ZM183 234H181L180 236H182ZM195 235V234H194ZM42 236V235H41ZM50 236H51V234H50ZM49 236V237H50ZM54 236V235H53ZM93 236V235H92ZM95 236H96V234H95ZM94 236V237H95ZM190 236V235H189ZM260 236V235H259ZM44 237V236H43ZM159 237V236H158ZM161 237V236H160ZM163 237V236H162ZM177 237V236H176ZM191 237V236H190ZM192 237H193V235H192ZM191 237V238H192ZM45 238V237H44ZM55 238V237H54ZM137 238V237H136ZM141 238H143V237H141ZM147 239H148V237H146ZM167 239H168V237H166ZM174 238V237H173ZM183 239H185L186 238V236L185 237H182ZM196 238V237H195ZM198 238V237H197ZM196 238V239H197ZM27 239V238H26ZM91 239V238H90ZM97 239V238H96ZM95 239V240H96ZM158 240H159V238H157ZM161 239V238H160ZM164 239V238H163ZM162 239V240H163ZM49 241L51 240V239H48ZM157 240V241H158ZM174 240V239H173ZM177 240V239H176ZM190 240V239H189ZM189 240H185V241H189ZM198 240V239H197ZM264 240V239H263ZM262 240V241H263ZM52 241V240H51ZM90 241V240H89ZM133 241V240H132ZM139 241H140V239H139ZM145 241V240H144ZM154 241V240H153ZM155 241H156V239H155ZM167 241V240H166ZM169 242L171 241V240H168ZM48 242V241H47ZM97 242H99V241H97ZM143 242V241H142ZM146 242V241H145ZM161 242V241H160ZM260 242H261V239H260ZM49 243V242H48ZM54 243V242H53ZM94 243V242H93ZM102 243V242H101ZM134 243H135V241H134ZM157 243V242H156ZM166 243V242H165ZM186 243V242H185ZM184 243V244H185ZM189 243V242H188ZM190 243H192L191 241H190ZM256 243V242H255ZM55 244V243H54ZM98 244V243H97ZM132 244V243H131ZM140 244V243H139ZM148 244H150L151 245V243H148ZM51 245V244H50ZM50 245H48L49 247H50ZM57 245H59L58 243H57ZM99 245H100V243H99ZM105 245V244H104ZM153 245V244H152ZM163 245H164V243H163ZM183 245V244H182ZM56 246V245H55ZM180 246V245H179ZM183 246H188V245H183ZM191 246H193V245H190V248L192 249V247ZM197 246V245H196ZM258 246V245H257ZM62 247V246H61ZM94 247H95V245H94ZM132 247V246H131ZM138 247V246H137ZM141 247H143V246H140V248ZM175 247H176V245H175ZM175 247H173V248H175ZM46 248V247H45ZM66 248V247H65ZM97 249H95V250H97V253L99 252V249H98V247H96ZM104 248V247H103ZM124 248V247H123ZM139 248V247H138ZM177 248H178V246H177ZM180 248V247H179ZM182 248H184V247H182ZM189 248V249H190ZM48 249V248H47ZM125 249V248H124ZM132 249V248H131ZM144 249H146V247L144 246ZM151 249V248H150ZM158 249V248H157ZM167 249V248H166ZM248 249V248H247ZM259 249V248H258ZM75 250V249H74ZM88 250V249H87ZM128 250V249H127ZM160 250H161V247H160ZM186 250V249H185ZM193 250V249H192ZM49 251V250H48ZM114 251V250H113ZM148 251H151V250H148ZM154 251V250H153ZM258 251V250H257ZM41 252V251H40ZM75 253H76V251H74ZM96 252V251H95ZM127 252V251H126ZM133 252V251H132ZM131 252V253H132ZM143 251L141 250V253H142ZM158 252V251H157ZM173 252V251H172ZM188 252H193V251H188ZM197 252V251H196ZM199 252V251H198ZM204 253H205V251H203ZM47 253V252H46ZM50 253V252H49ZM144 253H146L147 254V249H146V252H143V254ZM150 253V252H149ZM148 253V254H149ZM155 253H156V251H155ZM161 253V252H160ZM159 253V254H160ZM48 254V253H47ZM54 254H56V253H54ZM53 254V255H54ZM62 254V253H61ZM122 254V253H121ZM125 254V253H124ZM123 254V255H124ZM129 254H130V252H129ZM133 254V253H132ZM136 254H139V252H137ZM154 254V253H153ZM158 254V253H157ZM158 254V255H159ZM165 254V253H164ZM190 254H192V253H190ZM189 254V255H190ZM110 255V254H109ZM135 255V254H134ZM167 255H169V254H167ZM196 255H199V254H196ZM201 255H202V253H201ZM211 255V254H210ZM248 255V254H247ZM55 256V255H54ZM63 256V255H62ZM95 256H96V254H95ZM99 256V255H98ZM127 257H128V254L126 255ZM139 256V255H138ZM147 256V255H146ZM188 256V255H187ZM192 256V255H191ZM203 256V255H202ZM205 256V255H204ZM208 256V255H207ZM245 256V255H244ZM35 257V256H34ZM50 257H51V255H50ZM166 257V256H165ZM169 257V256H168ZM189 257V256H188ZM96 258V257H95ZM99 258H100V256H99ZM125 258V257H124ZM138 258V257H137ZM144 258V257H143ZM186 258V257H185ZM194 258H196V257H194ZM198 258V257H197ZM252 258V257H251ZM56 259V258H55ZM76 259H77V257H76ZM97 259H98V257H97ZM105 259H106V257H105ZM120 259H122V258H120ZM146 259V258H145ZM170 259V258H169ZM176 259V258H175ZM179 259V258H178ZM191 259H193L192 257H191ZM209 259V258H208ZM49 260H51V262H52V260H53V258L52 259H49ZM60 260V259H59ZM63 260V259H62ZM71 260V259H70ZM122 260H124V259H122ZM122 260H120V261H122ZM129 260V259H128ZM131 260V259H130ZM132 260H135V262H136V259H132ZM131 260V261H132ZM184 260V259H183ZM182 260V261H183ZM190 260V259H189ZM31 261H32V259H31ZM48 261V260H47ZM54 261V260H53ZM104 261V260H103ZM106 261V260H105ZM156 261H158V260H156ZM166 261V260H165ZM178 261V260H177ZM192 261V260H191ZM191 261H190V264H191ZM35 262V261H34ZM49 262V261H48ZM47 262V263H48ZM75 262V261H74ZM80 262V261H79ZM85 262V261H84ZM83 262V263H84ZM138 262H140V261H138ZM137 262V263H138ZM141 262L143 263V261L141 260ZM140 262V263H141ZM174 262V261H173ZM213 262H214V260H213ZM212 262V263H213ZM218 262L219 261H217V264H218ZM244 262V261H243ZM14 263V262H13ZM16 263V262H15ZM27 263V262H26ZM53 263V262H52ZM54 263H55V261H54ZM63 263V262H62ZM94 263H95V261H94ZM97 263H98V261H97ZM96 263V264H97ZM99 263H101V262H99ZM106 263V262H105ZM133 263V262H132ZM131 263V264H132ZM171 263V262H170ZM179 262H177V264H178ZM189 263V262H188ZM194 263V262H193ZM200 263V262H199ZM227 263V262H226ZM231 263V262H230ZM57 264V263H56ZM59 264V263H58ZM79 264H81V263H79ZM122 264H124V263H122ZM129 264H130V262H129ZM145 264H148V263H145ZM155 264V263H154ZM166 264V263H165ZM169 264V263H168ZM215 264V263H214ZM224 264H225V262H224ZM228 264V263H227ZM233 264V263H232Z\"/></svg>","mask_w":264,"mask_h":264}]
</instances>
